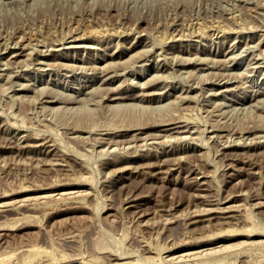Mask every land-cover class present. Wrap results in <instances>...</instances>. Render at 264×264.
Listing matches in <instances>:
<instances>
[{"label":"rangeland","instance_id":"1","mask_svg":"<svg viewBox=\"0 0 264 264\" xmlns=\"http://www.w3.org/2000/svg\"><path fill=\"white\" fill-rule=\"evenodd\" d=\"M0 1H1L0 2V13H1V15H3L0 18V26H1L0 27V33H1L0 34V51H2V53L0 52V75H3V77L0 76V124H1L0 125V141L2 139V142H0V212H1V214H0V226L3 225V226H1L2 228L0 227V229H1L0 230V264H233L235 261L236 262L234 264H239V263L240 264H264V163H263L264 158L262 160L260 159V157L261 158L263 157L262 152L264 150V146H263L264 144H262V143H264V141H262V139L264 140V135L261 136V133L264 134V129H263L264 126L262 125V124H264V115L260 114V113L263 114V111H264V98H263L264 95H261V94H264L263 93L264 92V89H263L264 88V73H262V72H264V71H262V70H264V64H263L264 61H262V60H264V36H263L264 35V33H263L264 32V0H139V1L138 0H127V1H129L128 2L129 5L126 4L125 6L129 7V8L127 7L128 10L126 7H124V3H123L124 0H123V2L121 0H119V1L118 0H110V2H109V0H105V2L107 3L106 5L104 4L105 2L103 3L105 6L101 5L104 0H101V1L100 0H86V2H88V3H86L85 0H80V1L79 0H29V1L28 0H25V1L24 0H20V1L15 0V2H17V3L13 2L14 0H12V2H11L12 4L9 2V0H5L8 5L5 3V1H2V0H0ZM21 1H22V3H23V1L26 3V4L25 3L22 4L23 7H20ZM81 1L82 2L84 1L83 4ZM96 1H98L99 6H98V3ZM112 1H114V3ZM127 1H126V3H127ZM131 1H132V3H131ZM92 2H94V3H92ZM112 3L114 5L116 4L115 5L116 8L113 5H111ZM118 3H120L121 6ZM135 3H138L137 6L140 5V6H138L139 8L135 7L136 6ZM15 4H16V6L14 7L13 5H15ZM93 4H96L97 6L96 7H95V5L92 6ZM108 4L112 6V7L110 6L111 9L112 8H114V9L111 10L110 8H108L109 7ZM82 5L85 6V10H84ZM100 5L103 7L102 10L100 9L101 8ZM133 5H135V6H133ZM12 6L14 7L13 10L11 9ZM79 6H80V8H79ZM81 6H82V10H80ZM106 6H107V8L104 9V7H106ZM130 6H131V8L132 7L137 8V10L135 8H134V10H136V11H134L133 8L130 9ZM6 7H8V9H6ZM86 7L87 8L90 7V8L86 9ZM93 7H94V10H92V11H94V12L91 11V9H93ZM140 7H141V9H142V7H144L142 9L143 11L140 10ZM119 8L124 9L125 12H124V10L120 11L122 9H119ZM8 10H9V12H8ZM95 10H97V12ZM129 10H131V11H129ZM11 11L12 12L15 11L14 14L11 13ZM89 11H90V15H89ZM105 11H107V13ZM116 11H118V12H116ZM119 11L121 13H119ZM128 11L130 12V16H129ZM102 12H104V13H102ZM113 12L118 13V14L116 15ZM126 12L128 15L123 14ZM141 12H143V13H141ZM85 13H88V14L86 15ZM109 13L110 14L113 13L111 16V19L109 17L110 16ZM91 14H92V18L94 16L98 17L99 15H100V17H98V18L95 17L92 19V18H90ZM106 14H107V16H106ZM140 14H141V16L139 17ZM142 14H144V15H142ZM4 15H5V17H4ZM113 15H115V16H113ZM121 15H122V17H121ZM86 16H88V17H86ZM104 16L106 17V19ZM116 16H117V18H116ZM125 16L127 19L125 18ZM142 16H144L145 19ZM232 16H234V18ZM137 17H139V20L137 19ZM101 19H103V21H100ZM115 19L116 20L121 19L120 21L125 19L126 21L123 20L122 21L123 24L120 21L117 22V24L119 25V26H117V24L115 23L116 22ZM131 19L135 20V21L137 20L139 23L137 21L131 22ZM140 19H141V21H140ZM95 20H96V22H95ZM109 20H110V22H109ZM91 21H93V23ZM97 23L99 26H97ZM71 24H73L72 27H71ZM77 24L79 25L80 29L84 30V32L80 29H78L79 30L78 31L77 28H75V25H76V27H78ZM89 24H91V25H89ZM106 24H109L110 26L106 25ZM112 24H114L116 26V29H114L115 26ZM216 24H218V25H216ZM126 25L129 26L130 29H129V27L127 28ZM132 25L134 26L135 29L132 27ZM219 25H220V28L218 27ZM62 26H64V27L62 28ZM67 26L70 29L71 28L72 29L75 28V29L72 31V29L70 30L69 28H67ZM94 26L98 29H96V28L93 29ZM103 26H106V27L104 28ZM107 26H108V29L106 31L105 29L107 28ZM123 26H124V28H123ZM83 27H85V28H83ZM119 27L120 28L122 27L121 30H119L120 29ZM91 28H92V30H91ZM100 28H102V29H100ZM155 28H157L158 30H156ZM216 28H217V31H216ZM226 28L228 30H225ZM229 28L231 30H229ZM236 28H237V30H235ZM89 29L92 31V33H90L91 31ZM109 29H111V30H109ZM117 29L119 30L120 36L116 35L118 33ZM122 29H124L125 31ZM223 29L225 30V32ZM232 29L235 30L234 31L235 33L232 32L233 31ZM15 30H17V31H15ZM21 30L23 32H21ZM63 30H65L66 32H68V31L69 32L71 31V32H70V34H68V33L66 34L65 31L63 32ZM93 30L95 31L94 34H93V32H94ZM126 30H128V31L130 30V32H128V31L126 32ZM213 30H214V33L211 34L213 32ZM6 31H8V32L6 33ZM11 31L13 32V34L11 33ZM27 31H31V32H27ZM74 31H76V32H74ZM110 31H112V33H110ZM114 31H116L115 32L116 34L114 33ZM121 31H123L124 33L123 32L121 33ZM142 31H145V32L147 31L150 35L147 32L145 33ZM14 32L15 33L17 32L18 34L17 33L15 34ZM19 32L23 33L24 37ZM26 32L29 34H27ZM35 32H36V35L38 37L36 35H34ZM73 32H74V35L72 34ZM87 32H89L90 35L88 33L87 38H85L86 37L85 35L87 34ZM125 32H126V34H125ZM136 32L140 36H136V34H137ZM139 32H141L142 34ZM156 32H157V34H156ZM158 32L160 34H163L162 37ZM169 32H171V33H169ZM175 32L178 33V35H180V36L175 34ZM229 32H230L231 36H230ZM104 33H105V35H103ZM32 34L35 38L32 36ZM65 34H66V36H64ZM113 34H115V35H113ZM151 34L152 35L154 34V35L152 36ZM158 34L160 36H157ZM167 34H168L169 38H167V36H166ZM181 34H183V36ZM220 34H222V35H220ZM258 34H259V36H258ZM9 35H11V36H9ZM15 35H17V36H15ZM20 35L22 36V38H24L23 40H22V38H20L21 37ZM30 35L32 36L33 39H31ZM61 35L63 37H61ZM70 35H71V37H70ZM93 35H95V36H93ZM96 35H98V36L100 35V37H98V36L96 37ZM106 35H108V36H106ZM236 35H239V36H236ZM248 35H250L249 38L247 37ZM91 36H93V37H91ZM132 36L134 37V40L135 39H137V40L136 41L133 40V42H132L131 41V39H133ZM142 36H144V37H142ZM163 36L165 37L164 38L165 40H161V39H163ZM198 36L199 37L201 36V37L199 38ZM234 36H235L234 39H236L237 41L236 40L233 41ZM28 37L31 40H29ZM60 37H61V39H60ZM76 37H77L76 42H70L72 38H76ZM88 37H89V39H88ZM106 37H108L109 39ZM118 37H120V38H118ZM160 37H161V39H160ZM182 37L184 39H182ZM227 37H229V38H227ZM258 37H259V39L260 38L261 39L259 40ZM4 38L6 40L7 39H9V40L6 41V40H4ZM11 38L13 40L14 39H16L17 41L19 40V41H21V43L19 41L16 42V40L13 41ZM98 38H99V40H98ZM100 38H101V40H100ZM117 38L120 40H118ZM144 38H146V39L148 38V39H150V41L148 39H147L148 40L147 41ZM166 38L169 40L167 41ZM37 39L39 41H37ZM41 39L42 40L44 39V40L42 41ZM64 39H65V41H63ZM154 39H155V41H159V42L151 43V41ZM156 39H158V40H156ZM177 39L179 41L181 39L182 40L179 43V41ZM193 39H195V40H193ZM205 39H207V40H205ZM225 39H226V41H223V43H222L221 41L225 40ZM229 39H231L232 41ZM245 39L247 40V42ZM35 40L37 42V45H39V43H40L39 46L36 45V42H34ZM52 40H54V41H52ZM66 40H67V42H66ZM90 40L91 41L94 40V42L93 41L91 42ZM96 40H98V41H96ZM125 40L127 42H125ZM160 40H161V42H160ZM256 40L259 42H257ZM4 41H6L5 45H3ZM10 41H12V42L10 43ZM27 41H28V43H27ZM41 41L43 42L42 44H44V45H41ZM49 41H50V44H49ZM100 41H101V43H100ZM109 41H111V42H109ZM117 41L119 43H117ZM163 41H165V42H163ZM254 41L257 43L255 44ZM15 42L18 43L17 44L18 46L15 44ZM33 42H34V44H33ZM52 42L54 43V45ZM104 42H105V44H104ZM162 42H163V44H162ZM177 42H178V44H177ZM187 42H190L192 44L187 43ZM207 42H209V43H207ZM231 42H233V43H231ZM22 43H23V45H22ZM77 43H78V46L76 45ZM89 43L90 44L93 43V44H91L92 46H90ZM94 43H95V45H94ZM133 43H134V45H133ZM147 43H148V45H147ZM157 43L160 45L162 44V45L160 46ZM202 43H204V44H202ZM212 43H213V45H212ZM253 43H254V45H253ZM12 44L14 46H12ZM26 44L27 45L31 44V45L27 46ZM73 44H74L75 48H74V46H72ZM79 44L80 45L82 44L84 46H82V45L80 46ZM86 44H88V45L86 46ZM149 44H151V45H149ZM183 44L184 45L187 44L191 48H188L187 45L184 46ZM206 44H209V45H206ZM228 44H231V45L233 44L232 46H234V47L231 46L232 47V49H231V47ZM235 44H237V45H235ZM239 44H241V45H239ZM244 44H246L249 47V49L247 51H249L250 49H252V50H250V52H247L246 51L247 48L245 49V47H247V46L246 45L244 46ZM15 45H16V47H15ZM48 45H49V47H48ZM50 45L53 46L54 48L51 47V49L49 50ZM60 45H61V47H60ZM63 45H66V46L62 47ZM102 45H103V47H102ZM128 45H129V47L130 46L131 47L129 48ZM173 45H174V47L171 48V46H173ZM204 45H205V48H204ZM214 45L217 46V48ZM249 45L251 47L253 45V48H250ZM3 46H5L6 49ZM22 46H24L27 49H25ZM32 46L35 47V50ZM94 46H96V47H94ZM123 46H127V47L124 48ZM147 46H149V47L151 46L150 49H153L154 47L155 48L153 50H149L148 49L149 47H147ZM152 46H153V48H152ZM165 46H166V48H165ZM212 46L215 48H213ZM255 46H256V49L254 48ZM44 47L46 48V50L44 49ZM98 47L102 48L103 50H101L100 48L98 50ZM108 47H109V49H108ZM116 47L117 48L119 47V49L117 50ZM141 47L142 48L145 47L144 49H146L147 51L149 50V52H146V50L142 49ZM159 47L161 50L159 49ZM207 47H208V49H207ZM38 48L39 49L41 48L40 51L42 54L40 53ZM42 48L44 50H42ZM55 48H57V50H55ZM131 48H132V50H131ZM182 48H184V50ZM187 48L189 50L191 49L190 51H192V52H190ZM211 48H212V50H211ZM218 48L220 49L219 51L217 50ZM225 48L229 49V50H227L228 52L225 50ZM17 49H18V51H17ZM29 49L33 50L32 53H31V51L29 52ZM94 49H95V51H94ZM104 49H106V50H104ZM136 49L138 52L137 51L135 52ZM138 49H140V50H138ZM194 49L196 51H194ZM198 49H200V50L198 51ZM242 49H243V51H242ZM67 50H70V51H67ZM96 50H97V52H96ZM113 50L115 51V53L111 52ZM142 50L144 52H142ZM173 50L175 53L173 52ZM177 50H178V53H176ZM205 50H206V52H205ZM244 50H245V52H244ZM254 50H256V51H254ZM23 51H25V52L23 53ZM47 51H48V53L46 54ZM57 51L59 52V54ZM157 51H159V52H157ZM193 51H194V53H193ZM208 51H210V53L211 52L212 53L209 54ZM220 51H222V53ZM26 52L27 53L29 52V53L27 54ZM52 52L55 53V55ZM95 52H96V54H95ZM110 52H111L112 56H111ZM141 52L143 54L145 53V56ZM163 52H164V55H163ZM223 52L224 53L227 52L226 53L227 55L225 54L226 56L225 55L223 56V54H224ZM252 52L256 53V54H251ZM11 53L13 54L12 57H11V55H12ZM87 53L91 56L87 55ZM100 53H101V55H98ZM116 53H118V54H116ZM138 53H139V55H137ZM140 53H141V55H140ZM148 53L152 54L153 60L151 58L152 56ZM158 53H159V55H158ZM192 53L195 54V56H199V58L202 62L200 61V63H199V58L196 59V57H194V55ZM199 53H201V54H199ZM202 53H203V55H202ZM246 53H247V55H246ZM38 54L40 57L38 56ZM56 54H57V57H56ZM78 54H80L79 55L80 57L78 56ZM131 54H133V55H131ZM154 54H157V55H154ZM174 54H175V56H174ZM176 54H178V57L180 54H182V57H183V55L186 54L185 55L186 58L190 57L189 59H191L192 58L191 56H193V59H191V60L187 59L189 61L187 64V62H186L187 60L184 58L185 56L183 57V59H182L181 55H180L181 58L180 57L177 58ZM206 54H208V55H206ZM231 54L234 57L236 55L237 56L236 59L234 57H232ZM82 55L85 58H83ZM129 55L131 56V59L134 56L133 60L129 59L131 62H133V64L127 60L128 58H130ZM161 55H162V57H161ZM7 56L8 57L10 56V57L7 59L6 58ZM26 56H31V57L28 58ZM58 56L60 59L58 58ZM61 56H62V58H61ZM73 56H74V58H73ZM121 56H123V57H121ZM136 56L137 57L140 56V57H138L139 60L137 59ZM143 56H144V58H143ZM164 56H166V57L170 56V58L168 57L166 59V57H164ZM203 56L207 57V61H204L206 58ZM208 56H210V59H208ZM227 56H228L229 60L231 59L230 60L231 64H230V61H227V59H225V58H227ZM250 56H253V57L251 58ZM258 56H259V58H258ZM18 57L20 58L21 61L26 60L27 62H20ZM90 57H92V58H90ZM113 57L115 59H113ZM173 57H174V60H176L175 57L178 60L174 62L173 59H171ZM4 58H6V59H4ZM22 58H24V59L22 60ZM154 58H155V60L158 59V61L156 60L157 61L156 62L154 60ZM161 58H162V60H161ZM219 58H221V60ZM240 58L244 61V63ZM15 59L17 61L19 60V62H17ZM89 59L91 61H89ZM108 59L113 60V61L110 62ZM116 59L117 60L120 59V64L117 62ZM136 59H137V61H136ZM179 59H181V61H179ZM194 59H196V60H194ZM213 59H215L217 62H219V64L221 66L219 64H216L217 62L213 63V62H215ZM232 59H233V61H232ZM253 59H255V60H253ZM7 60H9L10 62L11 61L13 62V60H14L18 64L13 62V64H14L13 65L12 62L8 63ZM32 60L34 61V63ZM39 60H40V63H39ZM48 60L50 61V65L49 64L47 65V63H49ZM59 60L61 61V63L59 62ZM124 60H127V62H129V63H127L126 61L124 62ZM150 60H151V63H150ZM182 60L184 61V65L178 64V63H183ZM210 60L211 61L213 60V61L211 62ZM219 60L220 61L223 60L222 62H225V61H227V62L222 63ZM248 60H250L251 64H249L250 62ZM257 60L261 61V63ZM35 61H36V63H35ZM41 61H42V64H44V63L45 64L42 65ZM87 61L91 62V63H88ZM121 61H123L124 64L128 65V66L124 67L125 65ZM142 61H144L145 63L143 62L144 63L143 64ZM154 61H155V63H154ZM164 61L166 62V65H165ZM51 62H52L53 67L51 66ZM83 62H85V63H83ZM115 62H117V63H115ZM135 62L136 63L138 62V63L136 64ZM191 62H193V63H191ZM207 62L209 64L212 63V64H210L211 66H209V64ZM232 62H233V64H232ZM25 63H29V64H31V66L29 64L25 65ZM63 63H65V64L62 65ZM104 63H106L105 65H107L108 63H111L110 64L111 66L110 65H108V66L112 67V68L109 70L108 66L104 65L105 66L104 67L103 66ZM113 63H114V65H112ZM134 63H135V65H134ZM246 63L250 67L252 65H255V66L250 68V67H248V65H245ZM252 63H254V64H252ZM256 63H258V64H256ZM6 64H8V65H6ZM9 64H10V67H9ZM15 64H17L18 66H16ZM57 64L60 65L61 68ZM80 64H81V66H80ZM94 64H95V66H94ZM129 64H130V66H129ZM159 64H160V66H159ZM170 64L171 65L174 64V65L170 66ZM236 64H238V65H236ZM260 64H261V66H260ZM22 65H23V68L26 66L28 69L27 68H25V69L20 68V66L22 67ZM37 65H38V67H36ZM83 65L85 66L84 67L85 70L82 69ZM91 65L93 66V68ZM120 65H121V67H120ZM133 65L136 67H132ZM192 65L194 67H191ZM216 65H218V66H216ZM43 66L46 68H42ZM62 66L66 67V69ZM76 66H77V68H76ZM100 66H103V67H100ZM166 66H168V67H166ZM201 66L205 67L206 69H203ZM8 67L12 70H10ZM39 67H41V69ZM55 67H56V69H55ZM67 67L70 68L69 69L70 71L68 70ZM78 67L79 68L82 67V68L79 69ZM119 67L121 68V70ZM157 67H158V69H157ZM182 67L184 68V70ZM198 67H200L201 69ZM246 67H248L249 69L247 70ZM17 68L20 71H19V73L16 74L15 71L18 72V70H16ZM38 68L40 71L37 70ZM73 68H75L76 70ZM94 68L97 71H99V70L100 71L97 72V71H95ZM103 68H104V70H103L104 72L101 70ZM124 68H126L127 70ZM165 68H167L168 71ZM181 68H182V70H181ZM195 68H198V69H195ZM210 68H211V71H209ZM257 68H258V70H257ZM261 68H262V70H261ZM90 69H91V72H90ZM117 69H118V73L116 71ZM122 69H123V71H122ZM131 69H132V71H131ZM162 69H165V70L162 71ZM252 69L253 70L255 69V70L253 71ZM105 70L106 71L108 70L106 72L107 74L105 73ZM186 70H188V71H186ZM202 70H204L206 73L208 71V74H206ZM216 70H218V72H214ZM219 70L220 71L222 70V71L220 72ZM225 70L227 71L226 72L227 74H225ZM228 70H229V72H228ZM256 70H257V72H256ZM53 71H55V73ZM56 71L58 73H56ZM111 71H113L114 73H117V74H114ZM119 71H121V73L123 72L125 74H123V73L121 74ZM259 71H261L262 74ZM1 72H3V74ZM12 72L15 73L16 75L10 74ZM66 72L69 75L70 74L71 75L69 76ZM86 72H88V73H86ZM161 72H162L163 76L161 75ZM211 72H213V73H211ZM219 72H220V74H219ZM222 72H224V74L226 76L223 75L224 76L223 77L221 75ZM4 73L6 75H4ZM35 73H36V77H39V78L35 77ZM93 73H94V76H93ZM152 73H154L153 77L151 76ZM155 73H160V75L155 74ZM164 73H165V75H164ZM215 73H217V74L215 75ZM40 74H41V77H40ZM56 74H57V76H56ZM100 74H102L103 77L106 76V77H104L105 80L103 79V77H101ZM232 74H234V75H232ZM11 75H12V78H10ZM96 75L98 77H96ZM108 75L110 78L108 77ZM214 75H215V77H214ZM231 75H232V77L228 78ZM4 76L5 77L7 76L6 78H8L9 80L6 79ZM27 76H29L30 78ZM154 76L155 77L157 76L158 80L154 79L155 78ZM159 76H162L161 77L162 80ZM26 77H27V79H25ZM91 77H93V78H91ZM151 77L153 78V80H151ZM208 77H209V79H208ZM216 77H217V79H216ZM233 77L235 79H233ZM164 78H165V80H164ZM205 78L208 80H206ZM212 78L213 79L215 78V79L213 80ZM219 78H221L220 81L218 80ZM225 78H226V80H225L226 82L223 80ZM4 79H6V80L4 81ZM58 79L59 80L61 79V81L58 82L59 81ZM91 79H92V81H91ZM7 80H8V82H7ZM46 80H48L49 82ZM110 80H112V81H110ZM130 80H132V81H130ZM148 80L151 83L150 87L147 86L149 84L145 85V83H149ZM155 80L157 82L153 83ZM203 80L206 82H204ZM217 80L219 81L218 83H217ZM221 80H223V81H221ZM229 80H231V81H229ZM9 81L12 83H9ZM120 81H121V84H120ZM133 81H135V83ZM142 81H144V82L146 81V82L144 83ZM191 81L192 82L194 81V82L192 83ZM207 81H210V82H207ZM13 82H14V84H13ZM28 82H29V84H28ZM100 82H103V83H100ZM136 82H138V83H136ZM140 82L142 84H140ZM190 82H191V84H190ZM203 82H204V84H202ZM227 82L229 83V85ZM25 83L30 85V87L27 86V84L25 85ZM59 83H60V85H59ZM87 83H89L90 85ZM98 83H100L99 85H102L103 88L104 87L106 88L107 86L109 87V85H110L112 87L114 86L113 89H115V88H117V89L113 90V89H110V87H109V88H106L107 90L104 88L105 89L104 90L103 88H101V86L98 85ZM61 84H62V86H61ZM118 84H120L122 87H124V88L126 87V88L124 89L121 86H119ZM135 84H137V87H135ZM138 84H140V85L144 84L145 88H144V86L141 87L139 85L141 87V89H143V90H140V87L138 86ZM184 84H185V86H184ZM192 84H193V86H192ZM198 84H200V85H198ZM93 85H94V89L92 88ZM86 86H87V88H86ZM89 86H91V87H89ZM173 86H174V88H173ZM201 86L202 87L204 86L205 88L204 87L202 88ZM224 86H226V87H224ZM252 86H254V87H252ZM26 87H28V88L26 89ZM171 87L173 89H171ZM194 87H195V90H194ZM228 87H230L229 91H228ZM29 88H31V89H29ZM52 88L54 89V91L57 90V92H54ZM91 88H92V90H91ZM118 88H119V90H118ZM199 88L201 90L202 89L203 90L201 91ZM219 88L221 89L222 94H221V91H219L220 90ZM224 88H227V89H224ZM78 89H81V90H78ZM184 89H185V91H182ZM187 89H189V90H187ZM211 89L212 90L214 89V91H212ZM256 89L259 91H257ZM43 90L49 91L50 94H48V95H50V96L45 94L48 92H46V91L44 92ZM59 90H61L60 92H62V93H60ZM85 90H89V91H86L87 94L89 93L88 96L90 95L89 100L92 102H95V103H92L89 100L87 101V99H86L87 95H86V93H83V92H85ZM94 90H96L97 92ZM98 90H101V91L98 92ZM122 90H123V92H122ZM127 90H129V91L127 92ZM161 90L162 91L165 90V91H163V93H162ZM41 91L45 95L42 94V96H40L41 95L40 93H42ZM75 91L78 93L77 95H81V96L79 97V96L75 95L76 94ZM90 91L94 95L90 94ZM113 91L116 93L113 94ZM139 91H141V92L143 91L142 94ZM146 91H148V92H146ZM152 91H155V92H152ZM216 91H218V92H216ZM130 92H132V93L130 94ZM157 92H159L161 94H159ZM188 92H189V94H188ZM212 92H214L215 94ZM254 92L255 93L257 92L258 94L257 93L254 94ZM51 93L54 94L53 97L51 96L52 95ZM66 93L68 95L67 99H69V96L71 94L75 95V96L71 95L72 97H70L71 101L69 100L70 101V102L68 101L69 103L65 99L67 97ZM96 93L99 95L98 97H97ZM138 93L141 94L140 95L141 97L139 96ZM143 93H144V95H143ZM175 93H176V95L178 94V97H176ZM218 93H219V95H217ZM27 94H28V96H27ZM55 94L58 95V99H59V97L63 98L64 95H66V97L63 98L64 100L61 99L64 102H62L60 99L58 100L56 98ZM61 94L62 95L64 94L63 97L61 96ZM82 94L84 95V97ZM104 94L107 97L106 96L104 97ZM121 94L122 95L123 94L124 95L129 94L130 96L132 95V98L131 99L130 98H123L122 99L119 97V96H121ZM135 94H138V96ZM169 94H171V95H169ZM179 94H182V96L186 95L185 96L186 98L184 97L182 99L181 95H179ZM193 94H195L194 95L195 97L193 96ZM208 94H209V97H207ZM248 94L249 95L251 94V95L248 97ZM19 95L22 97H19ZM111 95H114V96H111ZM164 95H165V97H164ZM187 95H189L190 97H187ZM192 96H193V98H195V99H193L194 101L192 100ZM73 97H75V99ZM99 97H100L99 100L102 102V104H101V102L99 103V101H98ZM206 97L210 100H208ZM217 97H219V98H217ZM245 97H247V98H245ZM42 98H43V100H42ZM83 98H84V100H83ZM159 98H160V100H159ZM166 98H168V99H166ZM171 98L174 99L173 101H177V103H179V101H180L179 105L176 102H173V104H172ZM175 98H177V99H175ZM178 98H179V100H178ZM189 98H191V99H189ZM78 99H80V100H78ZM85 99H86V101H85ZM124 99H126V100H124ZM150 99L152 100V102ZM153 99L154 100L156 99L155 100L156 102ZM256 99L259 101L257 102ZM41 100L43 101V103ZM48 100L51 102H49V103L46 102ZM53 100H54V102H53ZM57 100H58V102H57ZM94 100H96V101H94ZM118 100H119V102H118L119 104L117 103ZM140 100L143 102L142 105L137 103V102L142 103ZM168 100H171V101H168ZM184 100H187V101H184ZM195 100H197L198 102H196ZM204 100H205V102H204ZM211 100H212V103H211ZM233 100L234 101L236 100V101L234 102ZM97 101H98V103H97ZM159 101H160V103H159ZM254 101L256 104H258L257 106H255V103L254 104L250 103V102H254ZM167 102H169V103H167ZM181 102H183V103H181ZM209 102L211 104H209ZM54 103L56 106L54 105ZM57 103H58V105H57ZM105 103H106V105H105ZM107 103H109V104L114 103V108L116 110L112 107L113 105L112 106L107 105ZM122 103H123V105H122ZM165 103H167V104H165ZM174 103H175V105H174ZM248 103H249V105H248ZM100 104L102 106L104 104V106L101 107ZM127 104L129 105V107ZM145 104L150 106V108ZM156 104H158V106L162 105V107H159L161 110H159L158 112L155 111V114H154L153 113L154 110H157V107H158ZM215 104H217V106H214ZM42 105L44 107H46V105H47V107L44 109V107ZM53 105H54V108L56 107L55 108L56 111L53 108ZM67 105L69 108L72 106L71 110H69V108H67ZM133 105H136V107H137V105H141V106H138L139 107V109H138V108L134 107ZM144 105H145V107H144ZM176 105L179 107L182 105V107H180L181 109L179 107L177 109ZM259 105L261 107H259ZM48 106H50V107H48ZM59 106H61V109H59L60 108ZM107 106H109L110 108L112 107V108L110 109ZM116 106L118 108H116ZM121 106H124L125 108L121 107ZM167 106H168V108H167ZM173 106H174V108L176 106V108H175L176 110L173 108ZM57 107H59L58 110H57ZM133 107L135 110L133 109ZM140 107H141V110H143L142 112L140 110ZM153 107H156V109H154ZM204 107L206 108V110ZM211 107H212V109H211ZM214 107H216V108H214ZM49 108H51V110ZM128 108H129V110H128ZM130 108H131V110H130ZM203 108H204L205 112L203 111ZM251 108H253L252 109L253 111L250 110ZM255 108H257V110ZM136 109H138V110H136ZM214 109L217 113L214 112ZM151 110H152V112H151ZM254 110L257 112H255ZM144 111H145V114H144ZM207 111H210L211 114H209V112H207ZM218 111H219V113H218ZM147 112H149V113H147ZM183 112H185V113H183ZM174 113H176V114H174ZM179 113H180V115H179ZM212 113L213 114L215 113V114L213 115ZM220 113H221V115H220ZM256 113L258 116L255 115ZM153 114H154V116H153ZM167 114H168V116H166ZM170 114L173 115V116H170V118H172V117L175 118L176 116H174V115H178L179 117L177 116L178 118L176 117L175 119H173V118L169 119ZM185 114H189V115L185 116ZM183 115L185 117H187L186 121L190 118L192 121L188 120L187 121L188 123H187L186 121H184L185 118H184V120H182ZM151 116L154 117L155 119L154 118L151 119L150 118ZM156 116H157V118H156ZM162 116L164 118L160 119V117H162ZM165 116L168 118H165ZM220 116H221V118H220ZM196 117L199 118V120ZM218 117L220 118V120L218 119ZM260 117H262L263 119H260ZM92 118H94L95 120ZM256 118L259 121L256 120ZM89 119H90V121H89ZM158 119H160V121H158ZM177 119H179V120H177ZM71 120H74L73 123ZM161 120L163 123L161 122ZM164 120L166 122H164ZM170 120H171V122H169ZM260 120L261 121L263 120L262 124H261ZM91 121L94 123L96 121L97 122L95 124L94 123L92 124ZM140 121H143L142 125H139V124H141ZM149 121H152V122H149ZM173 121H174V123H173ZM69 122H71V124ZM77 122H80V124L82 122V127H83L84 123L88 124L89 126L85 125L84 127L85 128L87 127L85 130L84 127L82 128L81 125ZM89 122L92 125H90ZM123 122H125V123H123ZM129 122L131 125L129 124ZM134 122H135V124H134ZM156 122H158L159 124L158 123H157L158 125L155 124ZM191 122L192 123L194 122L196 125L193 123V125H194L193 126ZM255 122L258 124H256ZM75 123H77V125L79 124L80 126L78 127ZM120 123L124 124L125 126L124 125L122 126V124H120ZM132 123L134 124V126L132 125ZM136 123L138 125H136ZM151 123L155 124L156 127L154 125L151 127ZM177 123H178V125L175 126ZM199 123L201 126L199 125ZM143 124L146 125L148 128L145 127ZM209 124H210V126H209ZM65 125H69V127L66 126V128H65ZM97 125H99L98 128L97 127L95 128V126H97ZM129 125L132 126V128ZM148 125H150V126H148ZM167 125H168V127H167ZM187 125L188 126L190 125V127H188ZM197 125L201 128V132L203 134L199 131L200 128ZM257 125L260 128V130L258 128H256ZM73 126H74V128H73ZM91 126H92V128L94 127L93 131H95L96 129L97 130L95 132H93ZM108 126H110V127H108ZM113 126H115L114 129L118 126L119 129L122 127L123 130L122 129L119 130L118 128H116L115 131H113L114 130ZM127 126L129 129L126 128ZM172 126H173V128H172ZM191 126H192V128H191ZM204 126H206L207 129ZM211 126H212V128H211ZM248 126L250 127V129H248ZM253 126L255 127V129ZM71 127L73 130L71 129ZM76 127H77V129H76ZM80 127H81V129H78ZM143 127H145V128H143ZM187 127H188V129H187ZM203 127H204V129H203ZM214 127L215 128L220 127V128H218L219 130L217 128L214 130ZM261 127H263V128H261ZM109 128H111L113 130H111ZM167 128H169V129L166 130ZM177 128L179 129V131ZM221 128H223V129L221 130ZM238 128H239V130H241V128H243L244 130L242 129L243 131L242 130L239 131ZM151 129H153L154 131ZM161 129L163 130V132ZM191 129H194V132L188 131ZM205 129H206V131H205ZM256 129H257V131H256ZM176 130L178 132L177 134H176ZM226 130L228 131V133ZM233 130H235V131H233ZM251 130H253V131H251ZM167 131L170 134H168ZM181 131H183V132H181ZM236 131H238V132H236ZM113 132H114V134H113ZM134 132H136V134ZM139 132H140V134H139ZM153 132H155V134L157 132H159L160 134L157 133L159 135H157V134L155 135ZM233 132H235V133H233ZM244 132H245V134H244ZM253 132H254V134H253ZM26 133H27V135H25ZM107 133H108V135H107ZM161 133H162V137L160 136ZM165 133H167V134H165ZM215 133H218V135H220L219 136L220 138L218 136H217V138L214 137ZM223 133H225V134H223ZM229 133H231V134L229 135ZM240 133H242V134H240ZM21 134H22V136H21ZM41 134L46 135V136L44 137L42 135L43 136L42 137ZM88 134H91V136L90 135L87 136ZM131 134H133V135H131ZM145 134H147V136ZM186 134L188 136H190V139H189V137L184 138ZM190 134H192V135H190ZM97 135H98V137H96ZM135 135L138 138L134 137ZM178 135L181 137L184 136L183 138L185 140L181 137H178ZM201 135H202V137H201ZM221 135H222V137H221ZM226 135H228L230 138ZM233 135L236 137H234ZM244 135H245V138H244ZM258 135H260V137H262V139H260V137ZM15 136H16V138H15ZM100 136H102V137H100ZM140 136H142V138H139ZM172 136L175 137L176 140ZM254 136H255V141H253V142L254 143L256 142L257 146H256V144H253V142H252V140H254ZM256 136L259 139L256 138ZM106 137H107V140L110 138L109 139L110 142H109V140L106 141V139H105ZM132 137H134V138H132ZM168 137L170 139H168ZM191 137H193L195 139L193 140ZM203 137L205 140L206 139L208 140V143H207V140L204 141ZM206 137H208V138H206ZM212 137H213V139H212ZM226 137H227V139L229 138L228 139L229 141L227 139L223 140ZM49 138H51V141L53 143L50 141ZM113 138H114V140H112L113 141V143H112L111 139H113ZM146 138H147V140H146ZM162 138H163V141L164 140H166V141L163 142ZM164 138H166V139H164ZM177 138H178V141H177ZM218 138H219V140L217 142ZM231 138H232V140H234V139L237 140V142L239 141V138H240V142H238L239 144L238 145L234 144V141L230 140ZM248 138H250V139H248ZM90 139H91V141H89ZM115 139H116V141H115ZM133 139H135V140H133ZM137 139H140V140H137ZM158 139H160L159 140L160 144L157 141ZM173 139H174V142H176V143L173 142ZM179 139L181 141H179ZM220 139H221V141H220ZM19 140H20V142H18ZM98 140H99V143H98ZM103 140L106 142L104 143ZM196 140H198V141H196ZM6 141L8 142L9 145L6 144L7 143ZM33 141H35V142H33ZM37 141L38 142L42 141L43 143L42 142L38 143ZM148 141H150L151 143ZM153 141H155V142H153ZM161 141H162L163 145H161L162 144ZM168 141L170 143H168ZM182 141H184V142H182ZM226 141H227V143H226ZM10 142L13 143V146L16 145L15 146L16 149L12 146V144ZM55 142H56V144H55ZM102 142H103V144H102ZM117 142H119V145H117L118 144ZM129 142H130V144L132 143L130 145L131 147L129 145H127V144H129ZM134 142L139 144L137 146L135 145L136 143L134 144L136 148L134 146H132ZM146 142H148L149 145H147L148 143L146 144ZM177 142L178 143L180 142V143L178 144ZM201 142H203L204 144H207V146L205 147V145ZM219 142H220V144H219ZM223 142H225L226 144L225 143L223 144ZM245 142H247V143H245ZM1 143H2V145H1ZM4 143H5V145H4ZM19 143L20 144L22 143V144L20 145ZM35 143L39 144V145L41 144L42 146L40 145L38 147V145H36ZM122 143L124 145H122ZM228 143H230V145H228L226 147V145ZM29 144H32L33 147L36 146L37 148H33L31 145L29 146ZM44 144H46V145H44ZM54 144H55V146H54ZM106 144L108 145V147H105ZM120 144L124 147L123 149L126 150L125 152L122 149V147L120 148V146H121ZM144 144H145V146H144ZM165 144H167V145H165ZM168 144H169V146H168ZM208 144H209V147L211 146L210 148L208 147ZM222 144H223V147H222ZM243 144H246V145H243ZM6 145H8V146H6ZM22 145L23 146L26 145L27 149H26V146H24V148H23ZM92 145H94V146H92ZM112 145H115V148H112L113 147ZM116 145H117V148H116ZM178 145H180V146L178 147ZM5 146H6V148H5ZM50 146L53 148H51ZM125 146H126V149H125ZM138 146H140L141 148ZM143 146H144L145 150L143 149ZM162 146H163V150H162ZM220 146H221V148H220ZM224 146H225V148H224ZM252 146H253V148H252ZM17 147L19 150L21 149V154H20V151L17 149ZM48 147L51 148V150ZM181 147H183V149ZM192 147H194L195 149ZM238 147H239V149H238ZM255 147H256V149H254ZM11 148H12V150H11ZM56 148H57L58 152L56 151ZM104 148L107 149V151ZM134 148L137 150H135ZM172 148H173V151H172ZM111 149H113V151ZM115 149H117L118 152ZM151 149L154 151H152ZM156 149H158L159 151ZM175 149H177V150H175ZM39 150H41V151H39ZM59 150H61L63 152L62 153L60 152L61 153L60 154ZM108 150L110 151V153ZM139 150H140V152H139ZM167 150L169 152H167ZM244 150H245V152L246 151H248V152L245 153ZM55 151L57 153H55ZM104 151H105V153H103ZM120 151L121 152L123 151L122 154ZM259 151H261L260 152L261 154H259L258 155L259 157H258L256 153H259ZM41 152H46L48 155L47 154L45 155V153H41ZM174 152H176V154ZM224 152L225 153L227 152L226 155ZM236 152L237 153L239 152L240 155H239V153L236 155L235 154ZM242 152L245 153V156L247 158L245 156L243 157L244 154H241ZM40 153L43 155L41 162H40V158L42 157V155ZM108 153L111 155H109ZM123 153H125V154H123ZM144 153L147 155L148 158L146 157V155ZM150 153H152L153 155ZM159 153H160V155H159ZM168 153H169V155H168ZM134 154H137V155H134ZM157 154L159 155V157H156V156H158ZM180 154L182 155V157H180L181 156ZM228 154H231V155H228ZM247 154H248V156H247ZM251 154H252V156H251ZM28 155H29V157H28ZM37 155H38V157H35ZM56 155H58V156H56ZM132 155H134V156H132ZM161 155L163 156V158L164 157L166 158L168 156V157H170V159L168 157H167V160L165 158L163 159ZM232 155H233V158H232ZM47 156H49V157H47ZM103 156H105L104 157L105 159L103 158ZM117 156H118V158L121 157L122 159L121 158L117 159ZM150 156H152V157H150ZM171 156H172V159L174 161L171 159ZM230 156H231V158H230ZM50 157H51V163L52 164H50V162H49ZM67 157H68V159H67ZM107 157H109V158H107ZM160 157L162 160L160 159ZM174 157L175 158L177 157L179 159H177V158L175 159ZM62 158H66V160L69 163L65 159L63 160ZM72 158H74V159H72ZM115 158H116V160H115ZM143 158H145V159H143ZM34 159L36 161H34ZM38 159H39V161H38ZM54 159H56V161L59 160L57 163H59V162H61V163L56 164L54 162L55 161ZM110 159H112V161ZM232 159H234V160H232ZM235 159H237V160L235 161ZM105 160L107 161V163H111V164H107ZM109 160H110V162H109ZM164 160H166L167 162ZM176 160H180V161L176 162ZM245 160H246V163H244ZM37 161L40 163L41 169H40V167L39 168L37 167V166H39V163ZM104 161H105V164L103 163ZM119 161L120 162L122 161V162L120 163ZM148 161H149V165H148ZM151 161L152 162L154 161L153 162L154 164ZM163 161L165 163H161ZM168 161H170V162L168 163ZM35 162H37V163H35ZM42 162H44V164ZM63 162H65V163H63ZM143 162H145V164ZM158 162H160V163H158ZM34 163L37 164L36 167H35V165H33ZM174 163H175V165H174ZM60 164H62V165H60ZM157 164L161 165L162 171L160 170V167H159L160 165L158 166ZM164 164L168 168L166 166H164ZM260 164L261 165L263 164V165L260 166ZM44 165H45V167H44ZM144 165H146V166H144ZM31 166H33V168ZM48 166H50V167H48ZM53 166H54V169H53ZM43 167L46 170H47V168L48 169L50 168L52 170L49 169L48 171H45V169ZM55 167L57 168V170H55ZM63 167L64 168L66 167V168L64 169ZM70 167H73L72 168L73 170H71ZM164 168L166 169V171ZM42 169H44V170H42ZM130 169L132 170V172H130L131 171ZM68 170H69V172H66ZM156 170H158V171L155 174ZM159 170L161 173L159 172ZM167 170H168V172H167ZM42 171L43 172L45 171L46 173L45 172L43 173ZM197 173H199V174H197ZM110 188H112V189H110ZM123 198L125 200H123ZM136 204H138V205L136 206ZM3 207L5 208L6 212L3 211V209H4ZM1 208H3V209H1ZM7 208L10 210L8 211ZM211 208H213V209H211ZM204 209L208 213L203 211ZM207 209H208V211H207ZM209 210L211 212H209ZM199 211H201V212H199ZM191 212H192V215H191ZM194 212L197 214H193ZM203 212H204V214H201ZM4 213H7V214H4ZM1 215H5V216L1 217ZM186 215L191 216V217L188 216V217H190L189 220L187 219L188 217ZM191 220H192V222H191ZM188 221H189V223H188ZM209 222H210L211 226L210 225L208 226L207 223H209ZM221 222L222 223L225 222V224L224 223L222 224ZM219 223H221L222 225L221 224L219 225ZM5 227L8 229H6ZM246 228H248V230ZM249 232L250 233L252 232V234H250ZM246 233H247V236H246ZM27 247L29 248V250ZM19 249H21V251ZM24 249H25V251H24ZM1 255H3V256H1Z\"/></svg>","mask_w":264,"mask_h":264},{"label":"bare ground","instance_id":"2","mask_svg":"<svg viewBox=\"0 0 264 264\" xmlns=\"http://www.w3.org/2000/svg\"><path fill=\"white\" fill-rule=\"evenodd\" d=\"M2 1H5V0H2ZM16 1H17V0H16ZM19 1H20V0H19ZM24 1H25V0H24ZM24 1H23V3H22V1H21V3L19 2V3H20V7H23L22 4L25 3ZM28 1H29V0H28ZM79 1H80V0H79ZM100 1H101V0H100ZM118 1H119V0H118ZM118 1H117V2H118ZM121 1L123 2V0H121ZM126 1H127V0H126ZM126 1L124 0V2H123V3H124V7H126V6H125L126 4L129 5V4H128L129 1H127V3H126ZM138 1H139V0H138ZM0 2H1V1H0ZM9 2L11 3L12 0H9ZM13 2H15V0H14ZM26 2H27V1H26ZM81 2H82V1H81ZM81 2H80V3H81ZM83 2H84V1H83ZM83 2H82V4H83ZM85 2H86V0H85ZM96 2L98 3V1H96ZM96 2H95V3H96ZM104 2H105V0L102 2L101 5H104V4L106 5V4H107L106 2H105V3H104ZM109 2H110V0H109ZM112 2L114 3V1H112ZM122 2H121V3H122ZM143 2H144V1H143ZM5 3L7 4L6 1H5ZM15 3H17V2H15ZM86 3H88V2H86ZM89 3H90V2H89ZM92 3H94V2H92ZM100 3H101V2H100ZM103 3H104V4H103ZM113 3H112L111 5H113V6L115 7V5H116L117 3L115 2V3H116L115 5H114ZM131 3H132V1H131ZM131 3H130V4H131ZM140 3H141V2H140ZM6 4H5V5H6ZM11 4H12V3H11ZM13 4H14V3H13ZM25 4H26V3H25ZM28 4H29V3H28ZM84 4H85V3H84ZM90 4H91V3H90ZM109 4H110V3H109ZM109 4H108V5H109ZM118 4L120 5V3H118ZM135 4H136V6H135V5H133V6L139 8L138 6H140V5L137 6L138 3H135ZM1 5H2V4H1ZM7 5H8V4H7ZM17 5H18V4H17ZM21 5H22V6H21ZM80 5H81V4H80ZM85 5H86V4H85ZM94 5H95V7L97 6L96 4H93L92 6H94ZM101 5H100V6H101ZM105 5H104V6H105ZM111 5H109L108 8H110ZM131 5H132V4H131ZM13 6L15 7L16 4L13 5ZM13 6H12V8H11L12 10H13V8H14ZM82 6H83V5H82ZM82 6H81V9H80V10H82ZM86 6H87V5H86ZM88 6H89V5H88ZM98 6H99V3H98ZM117 6H118V5H117ZM120 6H121V5H120ZM8 7H9V6H8ZM8 7H6V9H8ZM20 7H19V8H20ZM111 7H112V6H111ZM118 7H119V6H118ZM127 7H128V6H127ZM127 7H126V8H127ZM135 7H134V8H135ZM1 8H2V7H1ZM17 8H18V7H17ZM17 8H16V9H17ZM79 8H80V6H79ZM83 8H84V10H85V6H83ZM89 8H90V7H89ZM89 8L86 7V9H89ZM91 8H92V7H91ZM97 8H98V7H97ZM97 8H96V9H97ZM102 8H103V7L101 6L100 9L102 10ZM105 8H107V6L104 7V9H105ZM115 8H116V7H115ZM128 8H129V7H128ZM128 8H127V10H128ZM132 8H133V7H132ZM132 8H131V6H130V9H132ZM134 8H133V10H134ZM137 8H135V9L137 10ZM143 8H144V7H142V9H143ZM2 9H3V8H2ZM100 9H99V10H100ZM110 9H111V8H110ZM112 9H114V8H112ZM112 9H111V10H112ZM117 9H118V8H117ZM117 9H116V10H117ZM119 9H122V8H119ZM142 9H141V7H140V10H141V11H143ZM92 10H94V7H93V9H91V11H92ZM97 10H98V9H97ZM97 10H95V11L97 12ZM123 10H124V9H122V10H120V11H123ZM136 10H134V11H136ZM1 11H2V10H1ZM16 11H17V10H16ZM120 11H119V13H121ZM129 11H131V10H129ZM129 11H128V13H129V16H130V12H129ZM4 12H5V11H4ZM8 12H9V10H8ZM14 12H15V11H14ZM14 12L11 11V13H13V14H14ZM85 12H86V11H85ZM92 12H94V11H92ZM92 12H91V13H92ZM105 12L107 13V11H105ZM116 12H118V11H116ZM124 12H125V10H124ZM6 13H7V12H6ZM102 13H104V12H102ZM102 13H101V14H102ZM113 13H115V12H113ZM113 13H112V14H113ZM132 13H133V12H132ZM141 13H143V12H141ZM8 14H9V13H8ZM13 14H12V15H13ZM85 14L87 15L88 13H85ZM95 14H96V13H95ZM112 14L109 13V15H110V16H109L110 19H111ZM115 14L117 15L118 13H115ZM123 14L126 15L127 12H126V13H123ZM0 15H1V13H0ZM10 15H11V14H10ZM16 15H17V14H16ZM81 15H82V14H81ZM89 15H90V11H89ZM96 15H97V14H96ZM127 15H128V14H127ZM142 15H144V14H142ZM2 16H3V15H1L0 18H1ZM102 16H103V15H102ZM106 16H107V14H106ZM113 16H115V15H113ZM140 16H141V14L139 15V17H140ZM4 17H5V15H4ZM86 17H88V16H86ZM95 17H96V16H94L93 18H95ZM98 17H100V15H99ZM98 17H96V18H98ZM104 17H105V16H104ZM121 17H122V15H121ZM139 17H137L138 20H139ZM142 17L145 19L144 16H142ZM142 17H141V18H142ZM232 17L234 18V16H232ZM14 18H15V17H14ZM90 18H92V14H91V17H90ZM90 18H89V19H90ZM93 18H92V19H93ZM114 18H115V17H114ZM116 18H117V16H116ZM118 18H119V17H118ZM123 18H124V17H123ZM125 18H126V16H125ZM128 18H129V17H128ZM131 18H132V17H131ZM87 19H88V18H87ZM103 19H104V18H103ZM103 19H101L100 21H103ZM105 19H106V17H105ZM105 19H104V20H105ZM126 19H127V18H126ZM134 19H135V18H134ZM85 20H86V19H85ZM120 20H121V19H120ZM120 20H116V19H115V21H116L115 23L117 24V22H119ZM123 20H125V19H123ZM123 20H122V21H123ZM105 21H106V20H105ZM122 21H120V22H122ZM125 21H126V20H125ZM125 21H124V22H125ZM132 21H135V20H132V19H131V22H132ZM136 21H137V20H136ZM136 21H135V22H136ZM140 21H141V19H140ZM75 22H76V21H75ZM77 22H78V21H77ZM85 22H86V21H85ZM85 22H84V23H85ZM88 22H89V21H88ZM88 22H87V23H88ZM91 22L93 23V21H91ZM95 22H96V20H95ZM98 22H99V21H98ZM106 22H107V21H106ZM106 22H105V23H106ZM109 22H110V20H109ZM109 22H108V23H109ZM137 22H138V21H137ZM78 23H79V22H78ZM92 23H91V24H92ZM128 23H129V22H128ZM128 23H127V24H128ZM138 23H139V22H138ZM138 23H137V24H138ZM218 23H219V22H218ZM69 24H70V23H69ZM79 24H80V23H79ZM85 24H86V23H85ZM91 24H89V25H91ZM95 24H96V23H95ZM95 24H94V25H95ZM100 24H101V23H100ZM102 24H103V23H102ZM109 24H110V23H109ZM109 24H106V25H109ZM122 24H123V22H122ZM131 24H132V23H131ZM134 24H135V23H134ZM134 24H133V25H134ZM72 25H73V24H71V27H72ZM77 25H78V24H77ZM87 25H88V24H87ZM92 25H93V24H92ZM104 25H105V24H104ZM112 25H114V24H112ZM133 25H132V27L134 28ZM216 25H218V24H216ZM69 26H70V25H69ZM81 26H82V25H81ZM81 26H80V27H81ZM83 26H84V25H83ZM97 26H99L98 23H97ZM100 26H101V25H100ZM109 26H110V25H109ZM114 26H115V25H114ZM117 26H119V25L117 24ZM121 26H122V25H121ZM130 26H131V25H130ZM137 26H138V25H137ZM0 27H1V26H0ZM63 27H64V26H62V28H63ZM73 27H74V26H73ZM89 27H90V26H89ZM103 27L105 28L106 26H103ZM103 27H102V28H103ZM111 27H112V26H111ZM126 27L128 28L129 26L126 25ZM138 27H139V26H138ZM216 27H217V26H216ZM218 27L220 28V25H219ZM67 28H69V27L67 26ZM75 28H77V30L80 29V28H79V25H78V27H76V25H75ZM75 28H73V29L71 28L72 31H73ZM81 28H82V27H81ZM83 28H85V27H83ZM95 28H96V27L94 26L93 29H95ZM102 28H100V29H102ZM119 28H120V27H119ZM121 28H122V27H121ZM121 28H120L119 30H121ZM123 28H124V26H123ZM176 28H177V27H176ZM230 28H231V27H230ZM230 28H229V30H231ZM232 28H233V27H232ZM64 29H65V28H64ZM69 29H70V28H69ZM69 29H68V30H69ZM71 29H70V30H71ZM96 29H98V28H96ZM107 29H108V26H107V28H106L105 30L107 31ZM114 29H116V26L114 27ZM129 29H130V27H129ZM134 29H135V28H134ZM138 29H139V28H138ZM138 29H137V30H138ZM155 29L158 30L157 28H155ZM13 30H14V29H13ZM13 30H12V31H13ZM66 30H67V29H66ZM77 30H76V31H77ZM80 30H82V31L84 32L83 29H80ZM87 30H88V29H87ZM89 30H90V29H89ZM91 30H92V28H91ZM91 30H90V31H91ZM109 30H111V29H109ZM117 30H118V29H117ZM119 30L117 31V32H118L117 34L115 33L116 31H114V33H115L116 35H119V34H120V33H119ZM122 30H124V29H122ZM131 30H132V29H131ZM172 30H173V29H172ZM174 30H175V29H174ZM223 30H224V29H223ZM225 30H228V29L226 28ZM225 30H224V32H225ZM232 30H233L232 32L235 33L234 31L237 30V28H236L235 30H234V29H232ZM12 31H11V33L13 34ZM15 31H17V30H15ZM64 31H65V30H63V32H64ZM76 31H74V32H76ZM78 31H79V30H78ZM90 31H89V32H90ZM93 31H94V30H93ZM97 31H98V30H97ZM112 31H113V30H112ZM112 31H110V33H112ZM124 31H125V30H124ZM127 31H128V30H126V32H127ZM133 31H134V30H133ZM216 31H217V28H216ZM219 31H220V30H219ZM249 31H250V30H249ZM255 31H256V30H255ZM2 32H3V31H2ZM7 32H8V31H6V33H7ZM21 32H23V31L21 30ZM24 32H25V31H24ZM27 32H31V31H27ZM27 32H26V33H27ZM33 32H34V31H33ZM65 32H66V31H65ZM70 32H71V31H70ZM70 32L68 31V32H66V34H67V33L70 34ZM74 32L72 33L73 35H74ZM89 32H87V34L85 35V36H86L85 38H87V35H88ZM98 32H99V31H98ZM122 32H123V31H121V33H122ZM126 32H125V34H126ZM128 32H130V30H129ZM142 32H145V31H142ZM146 32H147V31H146ZM146 32H145V33H146ZM236 32H237V31H236ZM238 32H239V31H238ZM14 33H15V32H14ZM16 33H17V32H16ZM16 33H15V34H16ZM19 33H20V32H19ZM26 33H25V34H26ZM39 33H40V32H39ZM90 33H92V31H91ZM90 33H89V35H90ZM94 33H95V31L93 32V34H94ZM96 33H97V32H96ZM99 33H100V32H99ZM101 33H102V32H101ZM105 33H106V32H105ZM105 33H104L103 35H105ZM108 33H109V32H108ZM123 33H124V32H123ZM136 33H137V32H136ZM139 33H141V32H139ZM147 33H148V32H147ZM158 33H159V32H158ZM169 33H171V32H169ZM173 33H174V32H173ZM213 33H214V30H213V32H212L211 34H213ZM218 33H219V32H218ZM239 33H240V32H239ZM256 33H257V32H256ZM258 33H259V32H258ZM263 33H264V32H263ZM0 34H1V33H0ZM3 34H4V33H3ZM3 34H2V35H3ZM8 34H9V33H8ZM12 34H11V35H12ZM17 34H18V33H17ZM20 34L23 35V33H20ZM27 34H29V33H27ZM27 34H26V35H27ZM30 34H31V33H30ZM66 34H65L64 36H66ZM115 34H113V35H115ZM129 34H130V33H129ZM132 34H133V33H132ZM141 34H142V33H141ZM148 34H149V33H148ZM156 34H157V32H156ZM159 34H160V33H159ZM159 34H158L157 36H160V35H161V37H162L163 34H160V35H159ZM175 34L178 35V33H176V32H175ZM175 34H174V35H175ZM179 34H180V33H179ZM224 34H225V33H224ZM224 34H223V35H224ZM229 34H230V32H229ZM229 34H228V35H229ZM254 34H255V33H254ZM11 35H9V36H11ZM34 35H36V32L34 33ZM73 35H72V36H73ZM75 35H76V34H75ZM77 35H78V34H77ZM79 35H80V34H79ZM101 35H102V34H101ZM110 35H111V34H110ZM149 35H150V34H149ZM151 35H152V34H151ZM153 35H154V34H153ZM153 35H152V36H153ZM181 35L183 36V34H181ZM197 35H198V34H197ZM215 35H216V34H215ZM215 35H214V36H215ZM217 35H218V34H217ZM220 35H222V34H220ZM232 35H233V34H232ZM239 35H240V34H239ZM239 35H236V36H239ZM12 36H13V35H12ZM15 36H17V35H15ZM20 36H21V35H20ZM32 36H33V34H32ZM32 36L30 35L31 39H33ZM36 36H37V35H36ZM83 36H84V35H83ZM93 36H95V35H93ZM93 36H91V37H93ZM97 36H98V35H96V37H97ZM106 36H108V35H106ZM119 36H120V35H119ZM125 36H126V35H125ZM136 36H140V35H138V33H137ZM136 36H135V37H136ZM155 36H156V35H155ZM166 36H167V38H169V37H168V34H167ZM169 36H170V35H169ZM171 36H172V35H171ZM178 36H180V35H178ZM218 36H219V35H218ZM230 36H231V34H230ZM258 36H259V34H258ZM263 36H264V35H263ZM2 37H3V36H2ZM13 37H14V36H13ZM23 37H24V35H23ZM33 37H34V36H33ZM37 37H38V36H37ZM61 37H63V36L61 35ZM61 37H60V39H61ZM67 37H68V36H67ZM67 37H66V38H67ZM70 37H71V35H70ZM79 37H80V36H79ZM98 37H100V35H99ZM102 37H103V36H102ZM104 37H105V36H104ZM115 37H116V36H115ZM132 37H133V36H132ZM132 37H131V38H132ZM142 37H144V36H142ZM146 37H147V36H146ZM150 37H151V36H150ZM150 37H149V38H150ZM161 37H160V39H161ZM172 37H173V36H172ZM198 37H199V36H198ZM198 37H197V38H198ZM200 37H201V36H200ZM200 37H199V38H200ZM224 37H225V36H224ZM247 37L249 38L250 35H248ZM247 37H246V38H247ZM251 37H252V36H251ZM6 38H7V37H6ZM15 38H16V37H15ZM20 38H22V36H21ZM26 38H27V37H26ZM34 38H35V37H34ZM41 38H42V37H41ZM43 38H44V37H43ZM106 38H108V37H106ZM106 38H105V39H106ZM110 38H111V37H110ZM118 38H120V37H118ZM118 38H117V39H118ZM137 38H138V37H137ZM153 38H154V37H153ZM155 38H156V37H155ZM157 38H158V37H157ZM164 38H165V37L163 36V39H161V40H165ZM167 38H166V39H167ZM177 38H178V37H177ZM179 38H180V37H179ZM225 38H226V37H225ZM227 38H229V37H227ZM234 38H235V36L233 37V39H234ZM236 38H237V37H236ZM11 39H12V38H11ZM17 39H18V38H17ZM23 39H24V38H22V40H23ZM28 39H29V37H28ZM31 39H29V40H31ZM38 39H39V38H38ZM38 39H37V41H39ZM56 39H57V38H56ZM56 39H55V40H56ZM69 39H70V38H69ZM88 39H89V37H88ZM88 39H87V40H88ZM102 39H103V38H102ZM105 39H104V40H105ZM108 39H109V38H108ZM123 39H124V38H123ZM142 39H143V38H142ZM144 39H146V38H144ZM147 39H148V38H147ZM147 39H146V40H147ZM151 39H152V38H151ZM172 39H173V38H172ZM182 39H184V38L182 37ZM182 39H181V40H182ZM211 39H212V38H211ZM258 39H259V37H258ZM260 39H261V38H260ZM260 39H259V40H260ZM4 40H6V39L4 38ZM8 40H9V39H7L6 41H8ZM12 40H13V39H12ZM15 40H16V39H14L13 41H15ZM41 40H42V39H41ZM43 40H44V39H43ZM43 40H42V41H43ZM81 40H82V39H81ZM98 40H99V38H98ZM98 40H96V41H98ZM100 40H101V38H100ZM118 40H120V39H118ZM133 40H134V37H133V39H131V41L133 42ZM136 40H137V39H135L134 41H136ZM148 40L150 41V39H148ZM148 40H147V41H148ZM156 40H158V39H156ZM161 40H160V42H161ZM168 40H169V39H167V41H168ZM170 40H171V39H170ZM173 40H174V39H173ZM177 40H178V39H177ZM181 40H180V41H181ZM193 40H195V39H193ZM203 40H204V39H203ZM205 40H207V39H205ZM229 40H231V39H229ZM229 40H228V41H229ZM235 40H236V39H234L233 41H235ZM245 40H246V39H245ZM252 40H253V39H252ZM254 40H255V39H254ZM6 41H4V44H3V45H5V42H6ZM18 41H19V40H18ZM18 41L16 40V42H18ZM42 41H41V45H44V44H42V43H43ZM52 41H54V40H52ZM63 41H65V39H64ZM63 41H62V42H63ZM76 41H77V37H76V38H72L70 42H76ZM82 41H83V40H82ZM90 41H91V40H90ZM92 41L94 42V40H92ZM92 41H91V42H92ZM121 41H122V40H121ZM123 41H124V40H123ZM144 41H145V40H144ZM178 41H179V40H178ZM180 41H179V43H180ZM197 41H198V40H197ZM200 41H201V40H200ZM210 41H211V40H210ZM212 41H213V40H212ZM217 41H218V40H217ZM223 41H226V39H225V40H222L221 42L223 43ZM231 41H232V40H231ZM236 41H237V40H236ZM256 41H257V40H256ZM11 42H12V41H10V43H11ZM16 42H15V44L17 45L18 43H16ZM19 42L21 43V41H19ZM29 42H30V41H29ZM34 42H36V40H35ZM34 42H33V44H34ZM44 42H45V41H44ZM47 42H48V41H47ZM47 42H46V43H47ZM66 42H67V40H66ZM70 42H69V43H70ZM109 42H111V41H109ZM115 42H116V41H115ZM125 42H127V41L125 40ZM132 42H131V43H132ZM154 42L156 43V42H159V41H155V39L151 41V43H154ZM163 42H165V41H163ZM163 42H162V44H163ZM244 42H245V41H244ZM244 42H243V43H244ZM246 42H247V40H246ZM254 42H255V41H254ZM257 42H259V41H257ZM257 42H255V44H256ZM262 42H263V41H262ZM7 43H8V42H7ZM27 43H28V41H27ZM52 43H53V42H52ZM60 43H61V42H60ZM100 43H101V41H100ZM117 43H119V42L117 41ZM120 43H121V42H120ZM134 43H135V42H134ZM134 43H133V45H134ZM140 43H141V42H140ZM140 43H139V44H140ZM144 43H145V42H144ZM148 43H149V42H148ZM148 43H147V45H148ZM168 43H169V42H168ZM181 43H182V42H181ZM187 43H190V42H187ZM193 43H194V42H193ZM196 43H197V42H196ZM207 43H209V42H207ZM216 43H217V42H216ZM231 43H233V42H231ZM234 43H235V42H234ZM260 43H261V42H260ZM31 44H32V43H31ZM31 44H28V45L26 44V45L29 46V45H31ZM49 44H50V41H49ZM57 44H58V43H57ZM63 44H64V43H63ZM74 44H75V43H74ZM74 44H73L72 46H74ZM89 44H90V43H89ZM91 44H93V43H91ZM91 44H90V46H92ZM104 44H105V42H104ZM108 44H109V43H108ZM136 44H137V43H136ZM145 44H146V43H145ZM145 44H144V45H145ZM157 44H158V43H157ZM162 44H161V45H162ZM166 44H167V43H166ZM177 44H178V42H177ZM190 44H192V43H190ZM190 44H189V45H190ZM202 44H204V43H202ZM210 44H211V43H210ZM219 44H220V43H219ZM224 44H225V43H224ZM248 44H249V43H248ZM251 44H252V43H251ZM251 44H250V45H251ZM16 45H15V47H16ZM22 45H23V43H22ZM24 45H25V44H24ZM36 45H37V42H36ZM39 45H40V43H39ZM39 45H37V46H39ZM53 45H54V43H53ZM61 45H62V44H61ZM61 45H60V47H61ZM67 45H68V44H67ZM69 45H70V44H69ZM76 45L78 46V43H77ZM79 45H80V44H79ZM81 45H82V44H81ZM81 45H80V46H81ZM87 45H88V44H86V46H87ZM94 45H95V43H94ZM99 45H100V44H99ZM111 45H112V44H111ZM118 45H119V44H118ZM123 45H124V44H123ZM144 45H143V46H144ZM149 45H151V44H149ZM152 45H153V44H152ZM158 45H160V44H158ZM161 45H160V46H161ZM164 45H165V44H164ZM174 45H175V44H174ZM174 45L171 46V48L174 47ZM179 45H180V44H179ZM181 45H182V44H181ZM183 45H184V44H183ZM186 45H187V44H186ZM186 45H184V46H186ZM206 45H209V44H206ZM212 45H213V43H212ZM215 45H216V44H215ZM215 45H214V46H215ZM228 45L231 47L233 44H232V45H231V44H228ZM235 45H237V44H235ZM239 45H241V44H239ZM239 45H238V46H239ZM245 45H246V44H244V46H245ZM250 45H249V46H250ZM253 45H254V43H253ZM253 45H252V47L250 46V48H253ZM1 46H2V45H1ZM12 46H14V45L12 44ZM12 46H11V47H12ZM17 46H18V45H17ZM33 46H34V45H33ZM33 46H32V47H33ZM46 46H47V45H46ZM64 46H66V45H63L62 47H64ZM82 46H84V45H82ZM104 46H105V45H104ZM116 46H117V45H116ZM139 46H140V45H139ZM155 46H156V45H155ZM177 46H178V45H177ZM187 46H188V45H187ZM242 46H243V45H242ZM246 46H247V45H246ZM256 46H257V45H256ZM256 46L254 47L255 49H256ZM3 47H5V46H3ZM19 47H20V46H19ZM22 47H24V46H22ZM48 47H49V45H48ZM51 47L54 48L53 46L50 45L49 50L51 49ZM58 47H59V46H58ZM58 47H57V48H58ZM69 47H70V46H69ZM94 47H96V46H94ZM100 47H101V46H100ZM100 47H98V50H99ZM102 47H103V45H102ZM106 47H107V46H106ZM106 47H105V48H106ZM123 47L125 48V47H127V46H123ZM128 47H129V45H128ZM130 47H131V46H130ZM130 47H129V48H130ZM147 47H149V46H147ZM150 47H151V46H150ZM150 47L148 48L149 50H153V49L155 48V47L153 48V46H152L153 49H150ZM157 47H158V46H157ZM175 47H176V46H175ZM179 47H180V46H179ZM201 47H202V46H201ZM212 47H213V46H212ZM215 47L217 48V46H215ZM215 47H213V48H215ZM232 47H234V46H232ZM232 47H231V49H232ZM235 47H236V46H235ZM258 47H259V46H258ZM13 48H14V47H13ZM24 48H25V47H24ZM33 48H34V50H35V47H33ZM33 48H32V49H33ZM57 48H55V50H57ZM74 48H75V46H74ZM74 48H73V49H74ZM135 48H136V47H135ZM141 48H142V47H141ZM144 48H145V47H144ZM144 48H142V49H144ZM165 48H166V46H165ZM176 48H177V47H176ZM188 48H191V47L188 46ZM188 48H187V49H188ZM193 48H194V47H193ZM195 48H196V47H195ZM204 48H205V45H204ZM219 48H220V47H219ZM219 48L217 49L218 51L220 50ZM226 48H227V47H226ZM226 48H225L226 51L229 50V49H226ZM240 48H241V47H240ZM242 48H243V47H242ZM246 48H247V49H246ZM5 49H6V47H5ZM5 49H4V50H5ZM25 49H27V48H25ZM40 49H41V48H40ZM40 49L38 48L39 51H40ZM44 49L46 50L45 47H44ZM44 49L42 48V50H44ZM83 49H84V48H83ZM85 49H86V48H85ZM100 49L103 50L102 48H100ZM108 49H109V47H108ZM108 49H107V50H108ZM116 49L118 50L119 47H118V48L116 47ZM116 49H115V50H116ZM120 49H121V48H120ZM159 49H160V47H159ZM169 49H170V48H169ZM177 49H178V48H177ZM182 49L184 50V48H182ZM196 49H197V48H196ZM201 49H202V48H201ZM207 49H208V47H207ZM209 49H210V48H209ZM236 49H237V48H236ZM245 49H246V51H247V50L249 49V47L247 46V47H245ZM258 49H259V48H258ZM23 50H24V49H23ZM77 50H78V49H77ZM101 50H100V51H101ZM104 50H106V49H104ZM125 50H126V49H125ZM127 50H128V49H127ZM129 50H130V49H129ZM131 50H132V48H131ZM133 50H134V49H133ZM138 50H140V49H138ZM144 50H146V49H144ZM149 50H148V51L146 50V52H149ZM156 50H157V49H156ZM160 50H161V49H160ZM167 50H168V49H167ZM180 50H181V49H180ZM188 50H189V49H188ZM190 50H191V49H190ZM190 50H189V51H190ZM199 50H200V49H198V51H199ZM211 50H212V48H211ZM239 50H240V49H239ZM250 50H252V49H250ZM250 50L247 51V52H250ZM8 51H9V50H8ZM17 51H18V49H17ZM26 51H27V50H26ZM30 51H31V53H32L33 50H30V49H29V52H30ZM36 51H37V50H36ZM36 51H35V52H36ZM59 51H60V50H59ZM61 51H62V50H61ZM63 51H64V50H63ZM67 51H70V50H67ZM84 51H85V50H84ZM94 51H95V49H94ZM120 51H121V50H120ZM136 51H137V49L135 50V52H136ZM189 51H188V52H189ZM194 51H196V50L194 49ZM194 51H193V53H194ZM203 51H204V50H203ZM223 51H224V50H223ZM242 51H243V49H242ZM254 51H256V50H254ZM254 51H253V52H254ZM257 51H258V50H257ZM0 52L2 53V51H0ZM5 52H6V51H5ZM24 52H25V51H23V53H24ZM29 52H28V53H29ZM37 52H38V51H37ZM43 52H44V51H43ZM50 52H51V51H50ZM57 52H58V51H57ZM96 52H97V50H96ZM96 52H95V54H96ZM106 52H107V51H106ZM108 52H109V51H108ZM111 52H114V53H115L114 50L111 51ZM111 52H110V54H111ZM135 52H134V53H135ZM137 52H138V51H137ZM142 52H144V51L142 50ZM142 52H141V53H142ZM155 52H156V51H155ZM157 52H159V51H157ZM166 52H167V51H166ZM173 52H174V50H173ZM188 52H187V53H188ZM190 52H192V51H190ZM205 52H206V50H205ZM220 52L222 53V51H220ZM220 52H219V53H220ZM227 52H228V51H227ZM227 52H226V53H227ZM244 52H245V50H244ZM253 52H252L251 54H256V53H253ZM12 53H13V52H12ZM12 53H11V54H12ZM26 53H27V52H26ZM28 53H27V54H28ZM33 53H34V52H33ZM40 53H41V51H40ZM40 53H39V54H40ZM47 53H48V51L46 52V54H47ZM52 53H53V52H52ZM61 53H62V52H61ZM65 53H66V52H65ZM102 53H103V52H102ZM119 53H120V52H119ZM130 53H131V52H130ZM141 53H140V55H141ZM174 53H175V52H174ZM176 53H178V50H177ZM193 53H192V54H193ZM196 53H197V52H196ZM208 53L211 54L212 52L210 53V51H208ZM221 53H220V54H221ZM223 53H224V52H223ZM226 53H224L223 56H224ZM233 53H234V52H233ZM258 53H259V52H258ZM14 54H15V53H14ZM39 54H38V56H39ZM41 54H42V53H41ZM53 54L55 55V53H53ZM58 54H59V52H58ZM93 54H94V53H93ZM103 54H104V53H103ZM103 54H102V55H103ZM105 54H106V53H105ZM108 54H109V53H108ZM116 54H118V53H116ZM121 54H122V53H121ZM142 54H143V53H142ZM148 54H150V53H148ZM171 54H172V53H171ZM188 54H189V53H188ZM192 54H191V55H192ZM197 54H198V53H197ZM199 54H201V53H199ZM204 54H205V53H204ZM216 54H217V53H216ZM216 54H215V55H216ZM19 55H20V54H19ZM60 55H61V54H60ZM70 55H71V54H70ZM79 55H80V54H78V56H79ZM87 55H89V54L87 53ZM98 55H101V53L98 54ZM131 55H133V54H131ZM134 55H135V54H134ZM137 55H139V53H138ZM143 55L145 56V53H144ZM150 55L152 56V54H150ZM154 55H157V54H154ZM158 55H159V53H158ZM163 55H164V52H163ZM169 55H170V54H169ZM176 55H177V56H176L177 58H179L180 55H181V57H182V54H180L179 57H178V54H176ZM185 55H186V54H185ZM185 55H183V57H184ZM193 55H194V57H196V59L199 58V56H195V54H193ZM202 55H203V53H202ZM206 55H208V54H206ZM226 55H227V54H226ZM226 55H225V56H226ZM246 55H247V53H246ZM12 56H13V54L11 55V57H12ZM42 56H43V55H42ZM48 56H49V55H48ZM82 56H83V55H82ZM89 56H91V55H89ZM94 56H95V55H94ZM94 56H93V57H94ZM108 56H109V55H108ZM111 56H112V54H111ZM111 56H110V57H111ZM144 56H143V58H144ZM166 56H167V55H166ZM166 56H164V57H166ZM172 56H173V55H172ZM172 56H171V57H172ZM174 56H175V54H174ZM231 56L234 57L232 54H231ZM231 56H230V57H231ZM9 57H10V56H9ZM9 57L7 56L6 58L8 59ZM26 57L30 58L31 56H26ZM39 57H40V56H39ZM45 57H46V56H45ZM50 57H51V56H50ZM56 57H57V54H56ZM71 57H72V56H71ZM79 57H80V56H79ZM95 57H96V56H95ZM98 57H99V56H98ZM118 57H119V56H118ZM121 57H123V56H121ZM124 57H125V56H124ZM126 57H127V56H126ZM129 57H130V58L127 59L128 61H130L129 59H131V56H130V55H129ZM136 57H137V56H136ZM136 57H135V58H136ZM138 57H140V56H138ZM138 57H137V59H138ZM147 57H148V56H147ZM155 57H156V56H155ZM161 57H162V55H161ZM168 57L170 58V56H168ZM168 57H166V59H167ZM176 57H175L176 60H174V57L171 58V59H173V61L175 62V61L178 60ZM181 57H180V58H181ZM183 57H182V59H183ZM191 57H192L191 59H193V56H191ZM201 57H202V56H201ZM203 57L206 58L205 60H204V59H203V60H204V61H207V57H206V56H203ZM230 57H229V58H230ZM236 57H237V56L235 55L234 58L236 59ZM238 57H239V56H238ZM250 57L252 58L253 56H250ZM256 57H257V56H256ZM6 58H4V59H6ZM14 58H15V57H14ZM18 58H19V57H18ZM35 58H36V57H35ZM58 58H59V56H58ZM61 58H62V56H61ZM63 58H64V57H63ZM66 58H67V57H66ZM73 58H74V56H73ZM81 58H82V57H81ZM83 58H85V57L83 56ZM83 58H82V59H83ZM90 58H92V57H90ZM96 58H97V57H96ZM105 58H106V57H105ZM116 58H117V57H116ZM133 58H134V56H133ZM133 58H132L131 60H133ZM151 58H152V60H153V56H152ZM151 58H150V59H151ZM156 58H157V57H156ZM184 58L187 60V59H189L190 57H189V58H188V57L186 58V56H185ZM212 58H213V57H212ZM212 58H211V59H212ZM234 58H233V59H234ZM258 58H259V56H258ZM23 59H24V58H22V60H23ZM26 59H27V58H26ZM33 59H34V58H33ZM54 59H55V58H54ZM59 59H60V58H59ZM79 59H80V58H79ZM94 59H95V58H94ZM100 59H101V58H100ZM106 59H107V58H106ZM113 59H115V58L113 57ZM125 59H126V58H125ZM137 59H136V61H137ZM147 59H148V58H147ZM171 59H170V60H171ZM191 59H189V60H191ZM196 59H194V60H196ZM208 59H210V56H208ZM219 59L221 60V58H219ZM225 59H227V61H230V60H231V59H230V60L228 59V56H227V58H225ZM225 59H224V60H225ZM233 59H232V61H233ZM240 59H241V58H240ZM255 59H256V58H255ZM255 59H253V60H255ZM261 59H262V58H261ZM15 60H16V59H15ZM19 60H20V58H19ZM19 60H18V61L16 60V61L19 62ZM27 60H28V59H27ZM30 60H31V59H30ZM34 60H35V59H34ZM36 60H37V59H36ZM44 60H45V59H44ZM55 60H56V59H55ZM55 60H54V61H55ZM70 60H71V59H70ZM108 60H109V59H108ZM116 60H117V59H116ZM122 60H123V59H122ZM127 60H124V62H125V61L127 62ZM138 60H139V59H138ZM142 60H143V59H142ZM154 60H155V58H154ZM156 60L158 61V59H156ZM156 60H155V61H156ZM161 60H162V58H161ZM213 60L215 61V62H213V63H216V62H217L215 59H213ZM213 60H212V61H213ZM220 60H219V61H220ZM241 60H242V59H241ZM7 61H8V63H11V62H12V61L10 62L9 60H7ZM32 61H33V60H32ZM48 61H49V60H48ZM83 61H84V60H83ZM89 61H91V60L89 59ZM98 61H99V60H98ZM109 61L111 62V61H113V60H109ZM114 61H115V60H114ZM134 61H135V60H134ZM155 61H154V63H155ZM157 61H156V62H157ZM171 61H172V60H171ZM173 61H172V62H173ZM179 61H181V59H179ZM192 61H193V60H192ZM200 61H201V60H200V58H199V63H200ZM210 61H211V60H210ZM212 61H211V62H212ZM222 61H223V60H222ZM222 61H220V62H222ZM227 61H225V62H227ZM242 61H243V60H242ZM248 61L250 62V60H248ZM257 61H259V60H257ZM262 61H264V60H262ZM4 62H5V61H4ZM13 62H14V63H17V62H15L14 60H13ZM13 62H12V64H13ZM20 62H27V61H26V60H25V61H21V60H20ZM28 62H29V61H28ZM44 62H45V61H44ZM52 62H53V61H52ZM52 62H51V66H52ZM59 62L61 63L60 60H59ZM73 62H74V61H73ZM81 62H82V61H81ZM87 62H88V61H87ZM93 62H94V61H93ZM95 62H96V61H95ZM117 62L120 64V59L117 60ZM117 62H115V63H117ZM121 62H123V61H121ZM124 62H123V64H124ZM130 62H131V61H130ZM143 62H144V61H142V63H143ZM164 62H165V61H164ZM182 62H183V63H178V64H183V65H184V61H183V60H182ZM186 62H187V64H188L189 61L187 60ZM186 62H185V63H186ZM201 62H202V61H201ZM225 62H222V63H225ZM239 62H240V61H239ZM246 62H247V61H246ZM253 62H254V61H253ZM255 62H256V61H255ZM259 62L261 63V61H259ZM5 63H6V62H5ZM33 63H34V61H33ZM35 63H36V61H35ZM39 63H40V60H39ZM46 63H47V62H46ZM54 63H55V62H54ZM83 63H85V62H83ZM88 63H91V62H88ZM127 63H129V62H127ZM131 63L133 64V62H131ZM135 63H136V62H135ZM135 63H134V65H135ZM137 63H138V62H137ZM137 63H136V64H137ZM144 63H145V62H144ZM144 63H143V64H144ZM146 63H147V62H146ZM150 63H151V60H150ZM191 63H193V62H191ZM196 63H197V62H196ZM196 63H195V64H196ZM204 63H205V62H204ZM207 63H208V62H207ZM222 63H221V64H222ZM237 63H238V62H237ZM243 63H244V61H243ZM262 63H263V62H262ZM3 64H4V63H3ZM17 64H18V63H17ZM17 64H15V65L18 66ZM22 64H23V63H22ZM27 64H29V63H25V65H27ZM41 64H42V61H41ZM44 64H45V63H44ZM44 64H42V65H44ZM48 64L50 65V61H49V63H47V65H48ZM58 64H59V63H58ZM58 64H57V65H58ZM64 64H65V63H63L62 65H64ZM67 64H68V63H67ZM71 64H72V63H71ZM71 64H70V65H71ZM81 64H82V63H81ZM81 64H80V66H81ZM105 64H106V63H104L103 66H104ZM110 64H111V63H108V64L105 65V66H108V65H110ZM168 64H169V63H168ZM195 64H194V65H195ZM208 64H209V63H208ZM210 64H212V63H210ZM210 64H209V66H211ZM216 64H219V62H217ZM230 64H231V61H230ZM232 64H233V62H232ZM234 64H235V63H234ZM238 64H239V63H238ZM238 64H236V65H238ZM241 64H242V63H241ZM249 64H251V62H250ZM252 64H254V63H252ZM256 64H258V63H256ZM263 64H264V63H263ZM263 64H262V65H263ZM6 65H8V64H6ZM6 65H5V66H6ZM13 65H14V64H13ZM25 65H24V66H25ZM29 65L31 66V64H29ZM54 65H55V64H54ZM75 65H76V64H75ZM78 65H79V64H78ZM78 65H77V66H78ZM112 65H114V63H113ZM116 65H117V64H116ZM124 65H125V64H124ZM134 65H133L132 67H136V66H134ZM141 65H142V64H141ZM141 65H140V66H141ZM165 65H166V62H165ZM173 65H174V64H173ZM173 65L170 64V66H173ZM189 65H190V64H189ZM206 65H207V64H206ZM213 65H214V64H213ZM219 65H220V64H219ZM245 65H248V64L246 63ZM32 66H33V65H32ZM58 66H60V65H58ZM68 66H69V65H68ZM72 66H73V65H72ZM77 66H76V68H77ZM88 66H89V65H88ZM88 66H87V67H88ZM91 66H92V65H91ZM94 66H95V64H94ZM97 66H98V65H97ZM97 66H96V67H97ZM103 66H100V67H103ZM105 66H104V67H105ZM110 66H111V65H110ZM117 66H118V65H117ZM126 66H128V65H125L124 67H126ZM129 66H130V64H129ZM159 66H160V64H159ZM185 66H186V65H185ZM196 66H197V65H196ZM203 66H204V65H203ZM216 66H218V65H216ZM220 66H221V65H220ZM227 66H228V65H227ZM233 66H234V65H233ZM239 66H240V65H239ZM254 66H255V65H252L251 67H254ZM260 66H261V64H260ZM6 67H7V66H6ZM9 67H10V64H9ZM9 67H8V68H9ZM11 67H12V66H11ZM14 67H15V66H14ZM14 67H13V68H14ZM34 67H35V66H34ZM36 67H38V65H37ZM36 67H35V68H36ZM52 67H53V66H52ZM62 67H64V66H62ZM73 67H74V66H73ZM84 67H85V66L83 65V68H82V67H80V68L84 69ZM87 67H86V68H87ZM98 67H99V66H98ZM113 67H114V66H113ZM120 67H121V65H120ZM120 67H119V68H120ZM146 67H147V66H146ZM146 67H145V68H146ZM166 67H168V66H166ZM175 67H176V66H175ZM177 67H178V66H177ZM189 67H190V66H189ZM191 67H194V66L192 65ZM201 67H202V66H201ZM230 67H231V66H230ZM236 67H237V66H236ZM248 67H250V66L248 65ZM248 67H246L247 70L249 69ZM251 67H250V68H251ZM20 68H23V65H22V67L20 66ZM25 68H27V67L25 66L23 69H25ZM30 68H31V67H30ZM39 68L41 69V67H39ZM39 68H38L37 70H39ZM42 68H46V67L43 66ZM50 68H51V67H50ZM60 68H61V66H60ZM64 68L66 69V67H64ZM64 68H63V69H64ZM67 68H68V67H67ZM71 68H72V67H71ZM78 68H79V67H78ZM80 68H79V69H80ZM88 68H89V67H88ZM92 68H93V66H92ZM106 68H107V67H106ZM108 68H109V70H110L112 67H109V66H108ZM127 68H128V67H127ZM138 68H139V67H138ZM141 68H142V67H141ZM154 68H155V67H154ZM173 68H174V67H173ZM182 68H183V67H182ZM182 68H181V70H182ZM198 68H200V67H198ZM198 68H195V69H198ZM202 68H203V69H206L205 67H202ZM219 68H220V67H219ZM224 68H225V67H224ZM226 68H227V67H226ZM232 68H233V67H232ZM9 69H10V68H9ZM27 69H28V68H27ZM48 69H49V68H48ZM55 69H56V67H55ZM58 69H59V68H58ZM58 69H57V70H58ZM69 69H70V68H68V70H69ZM73 69H75V68H73ZM94 69H95V68H94ZM97 69H98V68H97ZM113 69H114V68H113ZM124 69H126V68H124ZM133 69H134V68H133ZM157 69H158V67H157ZM165 69L167 70V68H165ZM165 69H162V71H164ZM185 69H186V68H185ZM200 69H201V68H200ZM207 69H208V68H207ZM230 69H231V68H230ZM3 70H4V69H3ZM5 70H6V69H5ZM7 70H8V69H7ZM10 70H12V69H10ZM13 70H14V69H13ZM16 70H18V68H17ZM29 70H30V69H29ZM51 70H52V69H51ZM75 70H76V69H75ZM84 70H85V69H84ZM98 70H99V69H98ZM101 70L103 71L104 68L101 69ZM120 70H121V68H120ZM126 70H127V69H126ZM179 70H180V69H179ZM183 70H184V68H183ZM193 70H194V69H193ZM226 70H227V69H226ZM226 70H225V74H227V73H226V72H227ZM252 70H253V69H252ZM252 70H251V71H252ZM254 70H255V69H254ZM254 70H253V71H254ZM257 70H258V68H257ZM257 70H256V72H257ZM261 70H262V68H261ZM14 71H15V70H14ZM14 71H13V72H14ZM19 71H20V70H18V72L15 71V73L17 74V73H19ZM23 71H24V70H23ZM31 71H32V70H31ZM39 71H40V70H39ZM43 71H44V70H43ZM49 71H50V70H49ZM69 71H70V70H69ZM69 71H68V72H69ZM71 71H72V70H71ZM82 71H83V70H82ZM82 71H81V72H82ZM87 71H88V70H87ZM95 71H97V70L95 69ZM99 71H100V70H99ZM99 71H97V72H99ZM107 71H108V70H107ZM107 71L105 70V73H106ZM113 71H114V70H113ZM113 71H111V72H113ZM116 71H117V73H118V69H117ZM122 71H123V69H122ZM131 71H132V69H131ZM135 71H136V70H135ZM145 71H146V70H145ZM167 71H168V70H167ZM167 71H166V72H167ZM186 71H188V70H186ZM195 71H196V70H195ZM197 71H198V70H197ZM199 71H200V70H199ZM202 71L205 72L204 70H202ZM209 71H211V68L209 69ZM219 71H220V70H219ZM221 71H222V70H221ZM221 71H220V72H221ZM253 71H252V72H253ZM262 71H264V70H262ZM3 72H4V71H3ZM3 72H1V73L3 74ZM10 72H11V71H10ZM13 72L10 73V74H15V73H13ZM53 72L55 73V71H53ZM63 72H64V71H63ZM84 72H85V71H84ZM90 72H91V69H90ZM90 72H89V73H90ZM103 72H104V71H103ZM114 72H115V71H114ZM114 72H113V73H114ZM119 72L121 73V71H119ZM124 72H125V71H124ZM141 72H142V71H141ZM146 72H147V71H146ZM149 72H150V71H149ZM192 72H193V71H192ZM214 72H218V70H216V71H214ZM220 72H219V74H220ZM228 72H229V70H228ZM259 72L261 73V71H259ZM5 73H6V72H5ZM5 73H4V75H6ZM20 73H21V72H20ZM25 73H26V72H25ZM56 73H58V72L56 71ZM66 73H67V72H66ZM66 73H65V74H66ZM86 73H88V72H86ZM94 73H95V72H94ZM94 73H93V76H94ZM100 73H101V72H100ZM108 73H109V72H108ZM117 73H114V74H117ZM122 73H123V72H122ZM122 73H121V74H122ZM132 73H133V72H132ZM142 73H143V72H142ZM193 73H194V72H193ZM205 73H206V72H205ZM205 73H204V74H205ZM211 73H213V72H211ZM222 73H223V74H222ZM222 73H221L222 76L225 75L224 72H222ZM262 73H264V72H262ZM262 73H261V74H262ZM16 74H15V75H16ZM44 74H45V73H44ZM59 74H60V73H59ZM59 74H58V75H59ZM61 74H62V73H61ZM67 74H68V73H67ZM106 74H107V73H106ZM111 74H112V73H111ZM114 74H113V75H114ZM123 74H125V73H123ZM134 74H135V73H134ZM146 74H147V73H146ZM153 74H154V73H152V75H151L152 77H153ZM155 74H159V75H160V73H155ZM196 74H197V73H196ZM199 74H200V73H199ZM206 74H208V71H207ZM216 74H217V73H215V75H216ZM255 74H256V73H255ZM258 74H259V73H258ZM24 75H25V74H24ZM27 75H28V74H27ZM68 75H69V74H68ZM70 75H71V74H70ZM70 75H69V76H70ZM90 75H91V74H90ZM90 75H89V76H90ZM100 75H101V77H103L102 74H100ZM100 75H99V76H100ZM109 75H110V74H109ZM109 75H108V77H109ZM119 75H120V74H119ZM140 75H141V74H140ZM161 75H162V72H161ZM164 75H165V73H164ZM202 75H203V74H202ZM215 75H214V77H215ZM229 75H230V74H229ZM232 75H234V74H232ZM232 75L229 76L228 78L232 77ZM250 75H251V74H250ZM0 76L3 77V75H0ZM7 76H8V75H7ZM7 76H6V77H7ZM18 76H19V75H18ZM29 76H30V75H29ZM29 76H27V77H29ZM43 76H44V75H43ZM56 76H57V74H56ZM127 76H128V75H127ZM162 76H163V75H162ZM162 76H159V77L161 78ZM198 76H199V75H198ZM198 76H197V77H198ZM200 76H201V75H200ZM203 76H204V75H203ZM205 76H206V75H205ZM219 76H220V75H219ZM222 76H221V77H222ZM225 76H226V75H225ZM4 77H5V76H4ZM6 77H5V78H6ZM9 77H10V76H9ZM24 77H25V76H24ZM27 77H26L25 79H27ZM30 77H31V76H30ZM30 77H29V78H30ZM35 77H36V73H35ZM40 77H41V74H40ZM96 77H98V76L96 75ZM104 77H106V76H104ZM104 77H103V79H104ZM141 77H142V76H141ZM152 77H151V80H153ZM154 77H155V76H154ZM156 77H157V76H156ZM156 77H155L154 79L158 80V77H157V78H156ZM217 77H218V76H217ZM217 77H216V79H217ZM223 77H224V76H223ZM10 78H12V75H11ZM21 78H22V77H21ZM36 78H39V77H36ZM56 78H57V77H56ZM58 78H59V77H58ZM88 78H89V77H88ZM91 78H93V77H91ZM109 78H110V77H109ZM148 78H149V77H148ZM6 79H8V78H6ZM6 79H4V81H5ZM82 79H83V78H82ZM101 79H102V78H101ZM111 79H112V78H111ZM116 79H117V78H116ZM149 79H150V78H149ZM205 79H206V78H205ZM208 79H209V77H208ZM208 79H206V80H208ZM212 79H213V78H212ZM214 79H215V78H214ZM214 79H213V80H214ZM220 79H221V78H219L218 80L220 81ZM233 79H235V78L233 77ZM8 80H9V79H8ZM8 80H7V82H8ZM29 80H30V79H29ZM35 80H36V79H35ZM35 80H34V81H35ZM44 80H45V79H44ZM49 80H50V79H49ZM58 80H59V79H58ZM58 80H57V81H58ZM85 80H86V79H85ZM95 80H96V79H95ZM104 80H105V79H104ZM104 80H103V81H104ZM106 80H107V79H106ZM118 80H119V79H118ZM124 80H125V79H124ZM126 80H127V79H126ZM128 80H129V79H128ZM132 80H133V79H132ZM132 80H130V81H132ZM156 80H155L154 82H153V81H152V82L155 83V82H157ZM161 80H162V78H161ZM161 80H160V81H161ZM164 80H165V78H164ZM213 80H212V81H213ZM218 80H217V83L219 82ZM223 80L225 81L226 78L223 79ZM223 80H221V81H223ZM227 80H228V79H227ZM37 81H38V80H37ZM40 81H41V80H40ZM42 81H43V80H42ZM46 81H48V80H46ZM60 81H61V79H60L58 82H60ZM62 81H63V80H62ZM65 81H66V80H65ZM79 81H80V80H79ZM79 81H78V82H79ZM87 81H88V80H87ZM87 81H86V82H87ZM91 81H92V79H91ZM107 81H108V80H107ZM110 81H112V80H110ZM122 81H123V80H122ZM203 81H204V80H203ZM215 81H216V80H215ZM229 81H231V80H229ZM229 81H228V82H229ZM48 82H49V81H48ZM50 82H51V81H50ZM55 82H56V81H55ZM76 82H77V81H76ZM98 82H99V81H98ZM123 82H124V81H123ZM123 82H122V83H123ZM133 82L135 83V81H133ZM142 82H144V81H142ZM145 82H146V81H145ZM145 82H144V83H145ZM148 82H149V80H148ZM165 82H166V81H165ZM188 82H189V81H188ZM191 82H192V81H191ZM191 82H190V84H191ZM193 82H194V81H193ZM193 82H192V83H193ZM204 82H206V81H204ZM204 82H203L202 84H204ZM207 82H210V81H207ZM225 82H226V81H225ZM228 82H227V83H228ZM3 83H4V82H3ZM9 83H12V82L9 81ZM30 83H31V82H30ZM32 83H33V82H32ZM39 83H40V82H39ZM45 83H46V82H45ZM51 83H52V82H51ZM68 83H69V82H68ZM68 83H67V84H68ZM80 83H81V82H80ZM94 83H95V82H94ZM100 83H103V82H100ZM100 83H98V85H99ZM109 83H110V82H109ZM131 83H132V82H131ZM131 83H130V84H131ZM136 83H138V82H136ZM153 83H152V84H153ZM158 83H159V82H158ZM186 83H187V82H186ZM229 83H230V82H229ZM229 83H228V85H229ZM13 84H14V82H13ZM26 84H27V83H25V85H26ZM28 84H29V82H28ZM28 84H27V86L30 87V85H28ZM57 84H58V83H57ZM76 84H77V83H76ZM87 84H89V83H87ZM104 84H105V83H104ZM110 84H111V83H110ZM120 84H121V81H120ZM120 84H118V85L121 86ZM140 84H142V83L140 82ZM140 84H138V86H139ZM147 84H149V85H147ZM150 84H151L150 82H149V83H145V85H147V86H149V87H150ZM161 84H162V83H161ZM169 84H170V83H169ZM169 84H168V85H169ZM205 84H206V83H205ZM211 84H212V83H211ZM220 84H221V83H220ZM222 84H223V83H222ZM230 84H231V83H230ZM59 85H60V83H59ZM65 85H66V84H65ZM79 85H80V84H79ZM84 85H85V84H84ZM89 85H90V84H89ZM105 85H106V84H105ZM105 85H104V86H105ZM118 85H117V86H118ZM145 85L143 84V85H140V86H141V87L144 86V88H145ZM162 85H163V84H162ZM162 85H161V86H162ZM181 85H182V84H181ZM181 85H180V86H181ZM188 85H189V84H188ZM194 85H195V84H194ZM198 85H200V84H198ZM218 85H219V84H218ZM61 86H62V84H61ZM80 86H81V85H80ZM99 86H101V88H103L102 85H99ZM123 86H124V85H123ZM132 86H133V85H132ZM140 86H139V87H140ZM151 86H152V85H151ZM154 86H155V85H154ZM184 86H185V84H184ZM190 86H191V85H190ZM192 86H193V84H192ZM195 86H196V85H195ZM221 86H222V85H221ZM250 86H251V85H250ZM23 87H24V86H23ZM31 87H32V86H31ZM63 87H64V86H63ZM89 87H91V86H89ZM95 87H96V86H95ZM97 87H98V86H97ZM109 87H110V89H113L114 86L112 87V86L109 85ZM109 87L107 86L106 88H109ZM111 87H112V88H111ZM115 87H116V86H115ZM121 87H122V86H121ZM130 87H131V86H130ZM135 87H137V84H135ZM141 87H140V90H143V89H141ZM164 87H165V86H164ZM187 87H188V86H187ZM198 87H199V86H198ZM201 87H202V86H201ZM203 87H204V86H203ZM203 87H202V88H203ZM218 87H219V86H218ZM224 87H226V86H224ZM252 87H254V86H252ZM259 87H260V86H259ZM262 87H263V86H262ZM24 88H25V87H24ZM27 88H28V87H26V89H27ZM59 88H60V87H59ZM76 88H77V87H76ZM82 88H83V87H82ZM86 88H87V86H86ZM92 88L94 89V85H93ZM92 88H91V90H92ZM104 88H105V87H104ZM104 88H103V89H104ZM106 88H105V89H106ZM122 88H124V87H122ZM125 88H126V87H125ZM125 88H124V89H125ZM127 88H128V87H127ZM162 88H163V87H162ZM173 88H174V86H173ZM173 88L171 87V89H173ZM178 88H179V87H178ZM188 88H189V87H188ZM204 88H205V87H204ZM20 89H21V88H20ZM29 89H31V88H29ZM32 89H33V88H32ZM49 89H50V88H49ZM52 89H53V88H52ZM61 89H62V88H61ZM70 89H71V88H70ZM72 89H73V88H72ZM96 89H97V88H96ZM99 89H100V88H99ZM105 89H104V90H105ZM115 89H117V88H115ZM115 89H113V90H115ZM155 89H156V88H155ZM179 89H180V88H179ZM192 89H193V88H192ZM199 89H200V88H199ZM209 89H210V88H209ZM219 89H220V88H219ZM224 89H227V88H224ZM229 89H230V87H228V91H229ZM263 89H264V88H263ZM46 90H47V89H46ZM46 90H45V91H46ZM67 90H68V89H67ZM78 90H81V89H78ZM89 90H90V89H89ZM89 90H85V92H83V93H86V91H89ZM104 90H103V91H104ZM106 90H107V89H106ZM108 90H109V89H108ZM118 90H119V88H118ZM118 90H117V91H118ZM120 90H121V89H120ZM130 90H131V89H130ZM138 90H139V89H138ZM145 90H146V89H145ZM156 90H157V89H156ZM176 90H177V89H176ZM187 90H189V89H187ZM194 90H195V87H194ZM200 90H201V89H200ZM202 90H203V89H202ZM202 90H201V91H202ZM211 90H212V89H211ZM222 90H223V89H222ZM256 90H257V89H256ZM22 91H23V90H22ZM43 91H44V90H43ZM45 91H44V92H45ZM53 91H54V89H53ZM60 91H61V90H59V92H60ZM94 91H96V90H94ZM99 91H101V90H98V92H99ZM103 91H102V92H103ZM110 91H111V90H110ZM124 91H125V90H124ZM128 91H129V90H127V92H128ZM133 91H134V90H133ZM161 91H162V90H161ZM163 91H165V90H163ZM163 91H162V93H163ZM182 91H185V89L182 90ZM212 91H214V89H213ZM219 91H221V89H220ZM252 91H253V90H252ZM257 91H259V90H257ZM41 92H42V91H41ZM46 92H48V93H45V94H47V95L50 94L49 91H46ZM50 92H51V91H50ZM54 92H57V90L54 91ZM78 92H79V91H78ZM92 92H93V91H92ZM96 92H97V91H96ZM107 92H108V91H107ZM111 92H112V91H111ZM120 92H121V91H120ZM122 92H123V90H122ZM135 92H136V91H135ZM139 92L142 94L143 91H142V92L139 91ZM146 92H148V91H146ZM149 92H150V91H149ZM152 92H155V91H152ZM167 92H168V91H167ZM170 92H171V91H170ZM191 92H192V91H191ZM216 92H218V91H216ZM60 93H62V92H60ZM60 93H59V94H60ZM75 93H76L75 95L78 94L76 91H75ZM94 93H95V92H94ZM114 93H116V92L113 91V94H114ZM131 93H132V92H130V94H131ZM136 93H137V92H136ZM140 93H138L139 96L141 95ZM150 93H151V92H150ZM157 93H159V92H157ZM177 93H178V92H177ZM179 93H180V92H179ZM181 93H182V92H181ZM186 93H187V92H186ZM186 93H185V94H186ZM212 93H214V92H212ZM252 93H253V92H252ZM256 93H257V92H256ZM256 93L254 92V94H256ZM263 93H264V92H263ZM20 94H21V93H20ZM25 94H26V93H25ZM40 94H41L40 96H42V94H44V93L42 92V93H40ZM45 94H44V95H45ZM51 94H52V93H51ZM70 94H71V93H70ZM80 94H81V93H80ZM88 94H89V93H88ZM88 94L86 93V95H87V98H86L87 101L89 100V96H90V95L88 96ZM90 94H93V93H91V91H90ZM96 94H97V93H96ZM96 94H95V95H96ZM107 94H108V93H107ZM117 94H118V93H117ZM117 94H116V95H117ZM138 94H135V95L138 96ZM147 94H148V93H147ZM152 94H153V93H152ZM152 94H151V95H152ZM159 94H161V93H159ZM182 94H183V93H182ZM182 94H179V95H181V98L183 99L186 95L182 96ZM188 94H189V92H188ZM210 94H211V93H210ZM214 94H215V93H214ZM221 94H222V91H221ZM257 94H258V93H257ZM44 95H43V96H44ZM47 95H46V96H47ZM53 95H54V94H52L51 96L53 97ZM55 95H56V94H55ZM63 95H64V94H63ZM63 95L61 94L62 97H63ZM66 95H67V93H66ZM66 95H64L63 98H65ZM71 95H72V96H75V95H73V94H71ZM71 95L69 96V99H67V98H68V95H67V97L65 98V99L67 100V102L70 100V97H72ZM82 95H83V94H82ZM86 95H85V96H86ZM93 95H94V94H93ZM143 95H144V93H143ZM166 95H167V94H166ZM169 95H171V94H169ZM172 95H173V94H172ZM175 95H176V93H175ZM194 95H195V94H193V96H194ZM196 95H197V94H196ZM217 95H219V93H218ZM250 95H251V94H250ZM250 95L248 94V97H249ZM261 95H264V94H261ZM24 96H25V95H24ZM27 96H28V94H27ZM48 96H50V95H48ZM77 96L80 97L81 95H77ZM98 96H99V95L97 94V97H98ZM105 96H106V95L104 94V97H105ZM108 96H109V95H108ZM111 96H114V95H111ZM118 96H119V95H118ZM146 96H147V95H146ZM146 96H145V97H146ZM160 96H161V95H160ZM173 96H174V95H173ZM173 96H172V97H173ZM193 96H192V100L195 99V98H193ZM212 96H213V95H212ZM222 96H223V95H222ZM245 96H246V95H245ZM255 96H256V95H255ZM19 97H22V96L19 95ZM38 97H39V96H38ZM44 97H45V96H44ZM44 97H43V98H44ZM83 97H84V95H83ZM102 97H103V96H102ZM106 97H107V96H106ZM119 97L122 98V99H123V98H130V99H131V98H132V95L130 96L129 94H127V95H124V94L122 95V94H121V96H119ZM134 97H135V96H134ZM140 97H141V96H140ZM140 97H139V98H140ZM157 97H158V96H157ZM162 97H163V96H162ZM162 97H161V98H162ZM164 97H165V95H164ZM169 97H170V96H169ZM176 97H178V94L176 95ZM187 97H190V96L187 95ZM194 97H195V96H194ZM207 97H209V94H208ZM207 97H206V98H207ZM39 98H40V97H39ZM43 98H42V100H43ZM50 98H51V97H50ZM56 98L58 99V95H56ZM63 98L59 97L60 100H61V99L64 100ZM73 98L75 99V97H73ZM90 98H91V97H90ZM111 98H112V97H111ZM148 98H149V97H148ZM152 98H153V97H152ZM173 98H174V97H173ZM181 98H180V99H181ZM185 98H186V97H185ZM197 98H198V97H197ZM197 98H196V99H197ZM213 98H214V97H213ZM217 98H219V97H217ZM245 98H247V97H245ZM253 98H254V97H253ZM263 98H264V97H263ZM37 99H38V98H37ZM59 99H58V100H59ZM76 99H77V98H76ZM86 99H85V101H86ZM99 99H100V97L98 98V101H99V103H100L101 101H100ZM142 99H143V98H142ZM157 99H158V98H157ZM166 99H168V98H166ZM171 99H172V98H171ZM175 99H177V98H175ZM189 99H191V98H189ZM189 99H188V100H189ZM207 99H208V98H207ZM38 100H39V99H38ZM42 100H41V101H42ZM55 100H56V99H55ZM58 100H57V102H58ZM62 100H61V101H62ZM66 100H65V101H66ZM72 100H73V99H72ZM78 100H80V99H78ZM78 100H77V101H78ZM81 100H82V99H81ZM83 100H84V98H83ZM101 100H102V99H101ZM105 100H106V99H105ZM124 100H126V99H124ZM137 100H138V99H137ZM150 100H151V99H150ZM150 100H149V101H150ZM153 100H154V99H153ZM155 100H156V99H155ZM155 100H154V101H155ZM159 100H160V98H159ZM162 100H163V99H162ZM173 100H174V99H172V104H173V102H176V103H177V101H173ZM178 100H179V98H178ZM192 100H191V101H192ZM202 100H203V99H202ZM208 100H210V99H208ZM214 100H215V99H214ZM256 100H257V99H256ZM39 101H40V100H39ZM70 101H71V100H70ZM70 101H69V102H70ZM89 101H90V100H89ZM94 101H96V100H94ZM98 101H97V103H98ZM109 101H110V100H109ZM140 101H141V100H140ZM147 101H148V100H147ZM154 101H153V102H154ZM168 101H171V100H168ZM182 101H183V100H182ZM184 101H187V100H184ZM189 101H190V100H189ZM189 101H188V102H189ZM193 101H194V100H193ZM195 101L198 102L197 100H195ZM233 101H234V100H233ZM233 101H232V102H233ZM235 101H236V100H235ZM235 101H234V102H235ZM239 101H240V100H239ZM258 101H259V100H257V102H258ZM37 102H38V101H37ZM46 102L49 103V102H51V101L48 100V101H46ZM53 102H54V100H53ZM62 102H64V101H62ZM69 102H68V103H69ZM74 102H75V101H74ZM90 102H92V101H90ZM105 102H106V101H105ZM115 102H116V101H115ZM118 102H119V100L117 101V103H118ZM120 102H121V101H120ZM125 102H126V101H125ZM132 102H133V101H132ZM134 102H135V101H134ZM141 102H142V101H141ZM151 102H152V100H151ZM155 102H156V101H155ZM155 102H154V103H155ZM157 102H158V101H157ZM204 102H205V100H204ZM213 102H214V101H213ZM242 102H243V101H242ZM40 103H41V102H40ZM42 103H43V101H42ZM44 103H45V102H44ZM71 103H72V102H71ZM82 103H83V102H82ZM92 103H95V102H92ZM109 103H110V102H109ZM109 103H107V105H111V106L113 105L112 107L114 108V103H111V104H109ZM135 103H136V102H135ZM135 103H134V104H135ZM137 103H138V104H141V105L143 104V102H142V103L137 102ZM149 103H150V102H149ZM159 103H160V101H159ZM159 103H158V104H159ZM162 103H163V102H162ZM167 103H169V102H167ZM167 103H165V104H167ZM179 103H180V101H179ZM179 103H177V104L179 105ZM181 103H183V102H181ZM184 103H185V102H184ZM202 103H203V102H202ZM207 103H208V102H207ZM211 103H212V100H211ZM211 103L209 102V104H211ZM214 103H215V102H214ZM214 103H213V104H214ZM250 103H253V104H254L255 101H254V102H250ZM52 104H53V103H52ZM76 104H77V103H76ZM101 104H102V102H101ZM101 104H100V106L103 107L104 104H103V106H102ZM115 104H116V103H115ZM118 104H119V103H118ZM131 104H132V103H131ZM158 104H156V105L158 106ZM172 104H171V105H172ZM205 104H206V103H205ZM213 104H212V105H213ZM230 104H231V103H230ZM241 104H242V103H241ZM245 104H246V103H245ZM259 104H260V103H259ZM262 104H263V103H262ZM43 105H44V104H43ZM43 105H42V106H43ZM47 105H48V104H47ZM47 105H46V107H47ZM54 105H55V103H54ZM54 105H53V108H54ZM57 105H58V103H57ZM59 105H60V104H59ZM63 105H64V104H63ZM65 105H66V104H65ZM94 105H95V104H94ZM96 105H97V104H96ZM105 105H106V103H105ZM122 105H123V103H122ZM127 105H128V104H127ZM141 105H137V107H136V105H133V106L139 109L138 106H141ZM145 105H147V104H145ZM145 105H144V107H145ZM156 105H155V106H156ZM174 105H175V103H174ZM236 105H237V104H236ZM248 105H249V103H248ZM250 105H251V104H250ZM257 105H258V104L255 103V106H257ZM55 106H56V105H55ZM82 106H83V105H82ZM100 106H99V107H100ZM117 106H118V105H117ZM117 106H116V108H118ZM130 106H131V105H130ZM147 106H148V105H147ZM147 106H146V107H147ZM152 106H153V105H152ZM164 106H165V105H164ZM176 106H177V105H176ZM176 106H175V108H176ZM205 106H206V105H205ZM214 106H217V104H215ZM239 106H240V105H239ZM43 107H44V106H43ZM46 107H44V109H45ZM48 107H50V106H48ZM59 107H60V108H59ZM59 107H57V110H58V108L61 109V106H59ZM63 107H64V106H63ZM107 107H109V106H107ZM112 107H111V108H112ZM121 107H124V106H121ZM128 107H129V105H128ZM131 107H132V106H131ZM134 107H133V109H134ZM148 107L150 108V106H148ZM159 107H162V105H161V106H158V107H157V110H154V112H153L154 114H155V111L158 112L159 110H161ZM165 107H166V106H165ZM178 107H179V106H177V109H178ZM180 107H182V105H181ZM180 107H179V108H180ZM183 107H184V106H183ZM185 107H186V106H185ZM249 107H250V106H249ZM259 107H261V106L259 105ZM53 108H52V109H53ZM55 108H56V107H55ZM55 108H54V109H55ZM65 108H66V107H65ZM67 108H69L68 105H67ZM67 108H66V109H67ZM71 108H72V106L69 108V110H71ZM109 108H110V107H109ZM111 108H110V109H111ZM119 108H120V107H119ZM124 108H125V107H124ZM153 108L156 109V107H153ZM163 108H164V107H163ZM167 108H168V106H167ZM167 108H166V109H167ZM173 108H174V106H173ZM175 108H174V109H175ZM204 108H205V107H204ZM204 108H203V111H204ZM208 108H209V107H208ZM208 108H207V109H208ZM214 108H216V107H214ZM49 109L51 110V108H49ZM66 109H65V110H66ZM114 109H115V108H114ZM120 109H121V108H120ZM122 109H123V108H122ZM138 109H136V110H138ZM180 109H181V108H180ZM180 109H179V110H180ZM211 109H212V107H211ZM252 109H253V108H251L250 110H252ZM255 109L257 110V108H255ZM115 110H116V109H115ZM118 110H119V109H118ZM118 110H117V111H118ZM128 110H129V108H128ZM130 110H131V108H130ZM134 110H135V109H134ZM140 110H141V107H140ZM140 110H139V111H140ZM145 110H146V109H145ZM149 110H150V109H149ZM171 110H172V109H171ZM175 110H176V109H175ZM175 110H174V111H175ZM205 110H206V108H205ZM220 110H221V109H220ZM220 110H219V111H220ZM55 111H56V109H55ZM67 111H68V110H67ZM142 111H143V110H141V112H142ZM172 111H173V110H172ZM219 111H218V113H219ZM252 111H253V110H252ZM254 111H255V110H254ZM261 111H262V110H261ZM136 112H137V111H136ZM151 112H152V110H151ZM160 112H161V111H160ZM160 112H159V113H160ZM204 112H205V111H204ZM207 112H209V114H211L210 111H207ZM214 112H216L215 109H214ZM255 112H257V111H255ZM258 112H259V111H258ZM147 113H149V112H147ZM161 113H162V112H161ZM176 113H177V112H176ZM176 113H174V114H176ZM183 113H185V112H183ZM216 113H217V112H216ZM259 113H260V112H259ZM144 114H145V111H144ZM151 114H152V113H151ZM154 114H153V116H154ZM212 114H213V113H212ZM214 114H215V113H214ZM214 114H213V115H214ZM260 114H261V115H264V111H263V114H262V113H260ZM179 115H180V113H179ZM187 115H189V114H185V116H187ZM220 115H221V113H220ZM255 115L258 116L257 113H256ZM261 115H260V116H261ZM158 116H159V115H158ZM166 116H168V114H167ZM166 116H165V118H168V117H166ZM170 116H173V115H172V114L169 115V119H172L173 117L170 118ZM174 116L177 117L178 115H174ZM185 116L183 115V118H182V120H184V118H185L184 121H186V119H187V117H185ZM218 116H219V115H218ZM176 117H175V118H176ZM178 117H179V116H178ZM178 117H177V118H178ZM181 117H182V116H181ZM188 117H189V116H188ZM190 117H191V116H190ZM262 117H263V116H262ZM262 117H260V119H263ZM150 118L153 119L154 117L151 116ZM156 118H157V116H156ZM162 118H164V117H163V116L160 117V119H162ZM175 118H173V119H175ZM196 118H197V117H196ZM220 118H221V116H220ZM220 118L218 117L219 120H220ZM87 119H88V118H87ZM92 119H94V118H92ZM92 119H91V120H92ZM139 119H140V118H139ZM139 119H138V120H139ZM154 119H155V118H154ZM160 119H158V121H160ZM169 119H168V120H169ZM179 119H180V118H179ZM179 119H177V120H179ZM192 119H193V118H192ZM197 119L199 120V118H197ZM74 120H75V119H74ZM74 120H71L72 123H73ZM94 120H95V119H94ZM138 120H137V121H138ZM188 120L192 121L191 118L188 119ZM188 120H187V121H188ZM256 120H258V119L256 118ZM82 121H83V120H82ZM84 121H85V120H84ZM89 121H90V119H89ZM152 121H153V120H152ZM152 121H149V122H152ZM154 121H155V120H154ZM175 121H176V120H175ZM187 121H186V122H187ZM190 121H189V122H190ZM200 121H201V120H200ZM258 121H259V120H258ZM260 121H261V120H260ZM262 121H263V120H262ZM262 121H261V124L263 123ZM86 122H87V121H86ZM91 122H92V121H91ZM96 122H97V121H96ZM96 122H95V123H96ZM138 122H139V121H138ZM140 122H141V124H139V125H142V122H143V121H140ZM149 122H148V123H149ZM161 122H162V120H161ZM164 122H166V121L164 120ZM167 122H168V121H167ZM169 122H171V120H170ZM178 122H179V121H178ZM198 122H199V121H198ZM205 122H206V121H205ZM69 123L71 124V122H69ZM69 123H68V124H69ZM77 123L80 124V122H77ZM77 123H75V124L77 125ZM87 123H88V122H87ZM93 123H94V122H92V124H93ZM95 123H94V124H95ZM123 123H125V122H123ZM144 123H145V122H144ZM153 123H154V122H153ZM157 123H158V122H156L155 124H157ZM162 123H163V122H162ZM173 123H174V121H173ZM187 123H188V122H187ZM191 123H192V122H191ZM193 123H194V122H193ZM193 123H192V125H193ZM196 123H197V122H196ZM200 123H201V122H200ZM200 123H199V125H200ZM220 123H221V122H220ZM255 123H256V122H255ZM70 124H69V125H70ZM79 124H78L77 126L79 127V126L81 125V127H82V122H81L80 125H79ZM89 124H90V122H89ZM92 124H90V125H92ZM120 124H122V123H120ZM120 124H119V125H120ZM127 124H128V123H127ZM129 124H130V122H129ZM134 124H135V122H134ZM134 124L132 123L133 126H134ZM146 124H147V123H146ZM149 124H150V123H149ZM155 124H152V123H151V127H152L153 125L155 126ZM158 124H159V123H158ZM158 124H157V125H158ZM160 124H161V123H160ZM194 124H195V123H194ZM204 124H205V123H204ZM206 124H207V123H206ZM256 124H258V123H256ZM261 124H260V125H261ZM0 125H1V124H0ZM69 125H65V128H66V126L69 127ZM85 125L89 126L88 124H85V123H84V124H83V127H84ZM99 125H100V124H99ZM99 125L95 126V128H96V127L98 128ZM117 125H118V124H117ZM123 125H124V124H122V126H123ZM130 125H131V124H130ZM130 125H129V126H130ZM136 125H138V124L136 123ZM136 125H135V126H136ZM143 125H144V124H143ZM177 125H178V123H177L175 126H177ZM182 125H183V124H182ZM182 125H181V126H182ZM195 125H196V124H195ZM254 125H255V124H254ZM262 125L264 126V124H262ZM93 126H94V125H93ZM115 126H116V125H115ZM115 126H113V129H114ZM124 126H125V125H124ZM144 126L147 127L146 125H144ZM148 126H150V125H148ZM175 126H174V127H175ZM181 126H180V127H181ZM187 126H188V125H187ZM193 126H194V125H193ZM197 126H198V125H197ZM200 126H201V125H200ZM209 126H210V124H209ZM81 127L78 128V129H81ZM83 127H82V128H83ZM102 127H103V126H102ZM102 127H101V128H102ZM108 127H110V126H108ZM108 127H107V128H108ZM130 127L132 128V126H130ZM136 127H137V126H136ZM138 127H139V126H138ZM145 127H143V128H145ZM155 127H156V126H155ZM167 127H168V125H167ZM184 127H185V126H184ZM188 127H190V125H189ZM188 127H187V129H188ZM198 127H199V126H198ZM198 127H197V128H198ZM204 127H206V126H204ZM204 127H203V129H204ZM245 127H246V126H245ZM251 127H252V126H251ZM253 127H254V126H253ZM73 128H74V126H73ZM86 128H87V127H86ZM86 128L84 127L85 130H86ZM91 128H92V126H91ZM103 128H104V127H103ZM111 128H112V127H111ZM111 128H109V129H111ZM116 128L119 129L118 126H117ZM116 128H115V129H116ZM124 128H125V127H124ZM126 128L129 129L128 126H127ZM126 128H125V129H126ZM133 128H134V127H133ZM147 128H148V127H147ZM165 128H166V127H165ZM172 128H173V126H172ZM191 128H192V126H191ZM199 128H200V127H199ZM199 128H198V129H199ZM211 128H212V126H211ZM216 128H217V127H216ZM216 128L214 127V130H215ZM218 128H220V127H218ZM218 128H217V129H218ZM246 128H247V127H246ZM246 128H245V129H246ZM256 128H258V129L260 130V128L258 127V125H257ZM261 128H263V127H261ZM69 129H70V128H69ZM71 129H72V127H71ZM76 129H77V127H76ZM93 129H94V127L92 128V131H93ZM113 129H111V130H113ZM115 129H114L113 131H115ZM118 129H117V130H118ZM120 129L123 130L122 127H121ZM120 129H119V130H120ZM149 129H150V128H149ZM162 129H163V128H162ZM162 129H161V130H162ZM168 129H169V128H167L166 130H168ZM177 129H178V128H177ZM185 129H186V128H185ZM187 129H186V130H187ZM189 129H190V128H189ZM195 129H196V128H195ZM206 129H207V127H206ZM206 129H205V131H206ZM222 129H223V128H221V130H222ZM224 129H225V128H224ZM242 129H243V128H241V130H242ZM248 129H250L249 126H248ZM254 129H255V127H254ZM263 129H264V128H263ZM72 130H73V129H72ZM85 130H84V131H85ZM96 130H97V129H96ZM96 130H95V131H96ZM130 130H131V129H130ZM140 130H141V129H140ZM140 130H139V131H140ZM142 130H143V129H142ZM147 130H148V129H147ZM151 130H153V129H151ZM157 130H158V129H157ZM212 130H213V129H212ZM218 130H219V129H218ZM236 130H237V129H236ZM238 130H239V128H238ZM241 130H239V131H241ZM243 130H244V129H243ZM243 130H242V131H243ZM74 131H75V130H74ZM90 131H91V130H90ZM95 131H93V132H95ZM100 131H101V130H100ZM107 131H108V130H107ZM125 131H126V130H125ZM137 131H138V130H137ZM144 131H145V130H144ZM148 131H149V130H148ZM153 131H154V130H153ZM171 131H172V130H171ZM178 131H179V129H178ZM188 131H193V132H194V129H191V130H188ZM199 131L201 132V128L199 129ZM223 131H224V130H223ZM226 131H227V130H226ZM233 131H235V130H233ZM249 131H250V130H249ZM249 131H248V132H249ZM251 131H253V130H251ZM256 131H257V129H256ZM261 131H262V130H261ZM261 131H260V132H261ZM14 132H15V131H14ZM72 132H73V131H72ZM76 132H77V131H76ZM87 132H88V131H87ZM104 132H105V131H104ZM116 132H117V131H116ZM142 132H143V131H142ZM146 132H147V131H146ZM150 132H151V131H150ZM162 132H163V130H162ZM167 132H168V131H167ZM172 132H173V131H172ZM174 132H175V131H174ZM181 132H183V131H181ZM181 132H180V133H181ZM195 132H196V131H195ZM200 132H199V133H200ZM203 132H204V131H203ZM217 132H218V131H217ZM236 132H238V131H236ZM88 133H89V132H88ZM90 133H91V132H90ZM96 133H97V132H96ZM96 133H95V134H96ZM99 133H100V132H99ZM99 133H98V134H99ZM102 133H103V132H102ZM117 133H118V132H117ZM134 133L136 134V132H134ZM153 133L155 134V132H153ZM157 133H159V132H157ZM157 133H156V134H157ZM177 133H178V132H177V130H176V134H177ZM184 133H185V132H184ZM201 133H202V132H201ZM213 133H214V132H213ZM227 133H228V131H227ZM227 133H226V134H227ZM233 133H235V132H233ZM242 133H243V132H242ZM242 133H240V134H242ZM255 133H256V132H255ZM12 134H13V133H12ZM19 134H20V133H19ZM22 134H23V133H22ZM22 134H21V136H22ZM110 134H111V133H110ZM113 134H114V132H113ZM139 134H140V132H139ZM143 134H144V133H143ZM149 134H150V133H149ZM151 134H152V133H151ZM156 134H155V135H156ZM159 134H160V133H159ZM159 134H157V135H159ZM165 134H167V133H165ZM168 134H170V133L168 132ZM182 134H183V133H182ZM197 134H198V133H197ZM202 134H203V133H202ZM216 134H217V135H216ZM223 134H225V133H223ZM230 134H231V133H229V135H230ZM237 134H238V133H237ZM244 134H245V132H244ZM253 134H254V132H253ZM258 134H259V133H258ZM25 135H27V133H26ZM34 135H35V134H34ZM39 135H40V134H39ZM39 135H38V136H39ZM42 135H43V134H41V136H42ZM89 135L91 136V134H88L87 136H89ZM107 135H108V133H107ZM131 135H133V134H131ZM145 135L147 136V134H145ZM155 135H154V136H155ZM163 135H164V134H163ZM186 135H187V134H186ZM186 135H185V137H184V136H183V137H184V138L189 137V139H190V136H188V135L186 136ZM190 135H192V134H190ZM195 135H196V134H195ZM199 135H200V134H199ZM256 135H257V134H256ZM262 135H264V134L261 133V136H262ZM38 136H37V137H38ZM43 136L45 137L46 135H43ZM43 136H42V137H43ZM102 136H103V135H102ZM102 136H100V137H102ZM138 136H139V135H138ZM146 136H145V137H146ZM148 136H149V135H148ZM151 136H152V135H151ZM160 136L162 137V133H161ZM160 136H159V137H160ZM174 136H175V135H174ZM208 136H209V135H208ZM211 136H212V135H211ZM217 136L219 137L220 135H218V133H215V136H214V137L217 138ZM226 136H228V135H226ZM233 136H234V135H233ZM238 136H239V135H238ZM246 136H247V135H246ZM258 136L260 137V135H258ZM13 137H14V136H13ZM33 137H34V136H33ZM39 137H40V136H39ZM96 137H98V135H97ZM107 137H108V136H107ZM107 137L105 138L106 141H108V140L110 139V138H109V139L107 140ZM134 137L138 138L136 135H135ZM134 137H132V138H134ZM152 137H153V136H152ZM159 137H158V138H159ZM172 137H173V136H172ZM175 137H176V136H175ZM175 137H173V138L176 140ZM178 137H181V136L178 135ZM183 137H181V138H183ZM193 137H194V136H193ZM193 137H191V138L194 140L195 138H193ZM196 137H197V136H196ZM201 137H202V135H201ZM204 137H205V136H204ZM204 137H203V139H204ZM221 137H222V135H221ZM224 137H225V136H224ZM224 137H223V138H224ZM228 137H229V136H228ZM234 137H236V136H234ZM234 137H233V138H234ZM241 137H242V136H241ZM15 138H16V136H15ZM24 138H25V137H24ZM40 138H41V137H40ZM52 138H53V137H52ZM132 138H131V139H132ZM139 138H142V136H140ZM143 138H144V137H143ZM155 138H156V137H155ZM184 138H183V139H184ZM198 138H199V137H198ZM206 138H208V137H206ZM216 138H215V139H216ZM219 138H220V137H219ZM219 138L217 139V142H218ZM229 138H230V137H229ZM229 138H228V139H229ZM242 138H243V137H242ZM244 138H245V135H244ZM251 138H252V137H251ZM256 138H258V137L256 136ZM8 139H9V138H8ZM44 139H45V138H44ZM49 139H50V141H51V138H49ZM98 139H99V138H98ZM151 139H152V138H151ZM151 139H150V140H151ZM164 139H166V138H164ZM168 139H170V138L168 137ZM168 139H167V140H168ZM174 139H173V142H174ZM187 139H188V138H187ZM187 139H186V140H187ZM199 139H200V138H199ZM201 139H202V138H201ZM210 139H211V138H210ZM212 139H213V137H212ZM226 139H227V137H226L225 139H223V140H226ZM228 139H227V140H228ZM248 139H250V138H248ZM258 139H259V138H258ZM260 139H262V137H260ZM6 140H7V139H6ZM16 140H17V139H16ZM34 140H35V139H34ZM95 140H96V139H95ZM99 140H100V139H99ZM99 140H98V143H99ZM112 140H114V138L111 139V141H112ZM133 140H135V139H133ZM133 140H132V141H133ZM137 140H140V139H137ZM137 140H136V141H137ZM146 140H147V138H146ZM148 140H149V139H148ZM159 140H160V139H158L157 141H158V143L160 144V141H159ZM184 140H185V139H184ZM206 140H207V139H206ZM206 140L204 139V141H206ZM230 140H232V138H231ZM4 141H5V140H4ZM8 141H9V140H8ZM11 141H12V140H11ZM54 141H55V140H54ZM89 141H91V139H90ZM93 141H94V140H93ZM93 141H92V142H93ZM103 141H104V140H103ZM106 141H104V143H105ZM115 141H116V139H115ZM117 141H118V140H117ZM129 141H130V140H129ZM155 141H156V140H155ZM155 141H153V142H155ZM162 141H163V138H162ZM162 141H161V143H162ZM164 141H166V140H164ZM164 141H163V142H164ZM177 141H178V138H177ZM179 141H181V140L179 139ZM196 141H198V140H196ZM220 141H221V139H220ZM228 141H229V140H228ZM232 141H234V144H237V145H238V144H239L238 142H240V138H239V141H238V142H237V140H235V139L232 140ZM242 141H243V140H242ZM244 141H245V140H244ZM253 141H255V136H254V140H252V142H253ZM257 141H258V140H257ZM262 141H264V140L262 139ZM0 142H2V139H1ZM6 142H7V141H6ZM15 142H16V141H15ZM18 142H20V140H19ZM24 142H25V141H24ZM33 142H35V141H33ZM37 142H38V141H37ZM39 142H40V141H39ZM39 142H38V143H39ZM41 142H42V141H41ZM41 142H40V143H41ZM46 142H47V141H46ZM51 142H52V141H51ZM92 142H91V143H92ZM94 142H95V141H94ZM109 142H110V140H109ZM125 142H126V141H125ZM140 142H141V141H140ZM142 142H143V141H142ZM148 142H150V141H148ZM148 142H146V144H147ZM182 142H184V141H182ZM182 142H181V143H182ZM188 142H189V141H188ZM230 142H231V141H230ZM235 142H236V143H235ZM250 142H251V141H250ZM258 142H259V141H258ZM260 142H261V141H260ZM10 143H11L12 146H13V143H12V142H10ZM26 143H27V142H26ZM26 143H25V144H26ZM42 143H43V142H42ZM52 143H53V142H52ZM87 143H88V142H87ZM98 143H97V144H98ZM112 143H113V141H112ZM114 143H115V142H114ZM117 143H118L117 145H119V142H117ZM123 143H124V142H123ZM123 143H122V145L125 144V143H124V144H123ZM126 143H127V142H126ZM135 143H136V142H134L132 146L135 147V145H136V146L139 145L138 143H136V144H135ZM143 143H144V142H143ZM150 143H151V142H150ZM156 143H157V142H156ZM158 143H157V144H158ZM165 143H166V142H165ZM168 143H170V142L168 141ZM174 143H176V142H174ZM177 143H178V142H177ZM179 143H180V142H179ZM179 143H178V144H179ZM190 143H191V142H190ZM201 143H203V142H201ZM205 143H206V142H205ZM207 143H208V140H207ZM209 143H210V142H209ZM224 143H225V142H223V144H224ZM226 143H227V141H226ZM226 143H225V144H226ZM245 143H247V142H245ZM6 144H8V142H7ZM11 144H10V145H11ZM19 144H20V143H19ZM21 144H22V143H21ZM21 144H20V145H21ZM35 144H36V143H35ZM49 144H50V143H49ZM55 144H56V142H55ZM55 144H54V146H55ZM92 144H93V143H92ZM95 144H96V143H95ZM95 144H94V145H95ZM100 144H101V143H100ZM102 144H103V142H102ZM131 144H132V143H131ZM131 144H130V142H129V144H127V145L130 146ZM134 144H135V145H134ZM152 144H153V143H152ZM159 144H158V145H159ZM182 144H183V143H182ZM185 144H186V143H185ZM191 144H192V143H191ZM203 144H204V143H203ZM219 144H220V142H219ZM223 144H222V147H223ZM240 144H241V143H240ZM248 144H249V143H248ZM250 144H251V143H250ZM253 144H256V142H255V143L253 142ZM253 144H252V145H253ZM262 144H264V143H262ZM1 145H2V143H1ZM4 145H5V143H4ZM8 145H9V144H8ZM8 145H6V146H8ZM27 145H28V144H27ZM30 145L32 146V144H29V146H30ZM33 145H34V144H33ZM36 145H38V147H39L41 144H40V145H39V144H36ZM44 145H46V144H44ZM47 145H48V144H47ZM51 145H52V144H51ZM89 145H90V144H89ZM94 145H92V146H94ZM98 145H99V144H98ZM106 145H107V144H106ZM106 145H105V147H108V145H107V146H106ZM117 145H116V148H117ZM120 145H121V144H120ZM122 145L120 146V148L122 147V149H123L124 147H123ZM147 145H149V143H148ZM161 145H163V143H162ZM165 145H167V144H165ZM173 145H174V144H173ZM176 145H177V144H176ZM176 145H175V146H176ZM192 145H193V144H192ZM198 145H199V144H198ZM204 145H205V147L207 146V144H204ZM228 145H230V143H228V144L226 145V147H227ZM232 145H233V144H232ZM243 145H246V144H243ZM6 146H5V148H6ZM15 146H16V145H14L13 147L15 148ZM22 146H23V145H22ZM24 146H26V145H24ZM24 146H23V148H24ZM34 146H35V145H34ZM41 146H42V145H41ZM52 146H53V145H52ZM56 146H57V145H56ZM102 146H103V145H102ZM112 146H113L112 148H115V145H112ZM129 146H128V147H129ZM144 146H145V144H144ZM144 146H143V149L145 150ZM154 146H155V145H154ZM168 146H169V144H168ZM171 146H172V145H171ZM171 146H170V147H171ZM179 146H180V145H178V147H179ZM241 146H242V145H241ZM256 146H257V144H256ZM258 146H259V145H258ZM263 146H264V145H263ZM13 147H12V148H13ZM18 147H19V146H18ZM18 147H17V149H18ZM32 147H33V146H32ZM50 147H51V146H50ZM130 147H131V146H130ZM138 147H140V146H138ZM149 147H150V146H149ZM157 147H158V146H157ZM159 147H160V146H159ZM165 147H166V146H165ZM165 147H164V148H165ZM172 147H173V146H172ZM199 147H200V146H199ZM208 147H209V144H208ZM210 147H211V146H210ZM210 147H209V148H210ZM233 147H234V146H233ZM242 147H243V146H242ZM244 147H245V146H244ZM248 147H249V146H248ZM12 148H11V150H12ZM29 148H30V147H29ZM33 148H37V147L35 146V147H33ZM48 148H49V147H48ZM48 148H47V149H48ZM51 148H53V147H51ZM51 148H49V149L51 150ZM58 148H59V147H58ZM118 148H119V147H118ZM135 148H136V147H135ZM135 148H134V149H135ZM140 148H141V147H140ZM140 148H139V149H140ZM147 148H148V147H147ZM154 148H155V147H154ZM174 148H175V147H174ZM176 148H177V147H176ZM181 148L183 149V147H181ZM184 148H185V147H184ZM192 148H194V147H192ZM220 148H221V146H220ZM224 148H225V146H224ZM231 148H232V147H231ZM245 148H246V147H245ZM252 148H253V146H252ZM260 148H261V147H260ZM260 148H259V149H260ZM15 149H16V148H15ZM15 149H14V150H15ZM26 149H27V146H26ZM31 149H32V148H31ZM41 149H42V148H41ZM104 149H105V148H104ZM109 149H110V148H109ZM125 149H126V146H125ZM143 149H142V150H143ZM166 149H167V148H166ZM170 149H171V148H170ZM185 149H186V148H185ZM187 149H188V148H187ZM189 149H190V148H189ZM194 149H195V148H194ZM229 149H230V148H229ZM238 149H239V147H238ZM242 149H243V148H242ZM248 149H249V148H248ZM254 149H256V147H255ZM254 149H253V150H254ZM18 150H19V149H18ZM34 150H35V149H34ZM105 150L107 151V149H105ZM111 150L113 151V149H111ZM115 150H117V149H115ZM123 150H124V149H123ZM135 150H137V149H135ZM151 150H152V149H151ZM156 150H158V149H156ZM162 150H163V146H162ZM162 150H161V151H162ZM175 150H177V149H175ZM175 150H174V151H175ZM191 150H192V149H191ZM253 150H252V151H253ZM260 150H261V149H260ZM15 151H16V150H15ZM15 151H14V152H15ZM19 151H20V154H21V149H20ZM19 151H18V152H19ZM39 151H41V150H39ZM42 151H43V150H42ZM47 151H48V150H47ZM47 151H46V152H47ZM56 151H57V148H56ZM56 151H55V153L58 152V151H57V152H56ZM64 151H65V150H64ZM108 151H109V150H108ZM125 151H126V150H124V152H125ZM152 151H154V150H152ZM158 151H159V150H158ZM161 151H160V152H161ZM172 151H173V148H172ZM181 151H182V150H181ZM240 151H241V150H240ZM240 151H239V152H240ZM256 151H257V150H256ZM11 152H12V151H11ZM14 152H13V153H14ZM22 152H23V151H22ZM46 152H41V153H45V155H46V154H47ZM60 152L62 153L63 151L59 150V153H60ZM115 152H116V151H115ZM117 152H118V150H117ZM120 152H121V151H120ZM122 152H123V151H122ZM122 152H121V154H122ZM137 152H138V151H137ZM137 152H136V153H137ZM139 152H140V150H139ZM139 152H138V153H139ZM148 152H149V151H148ZM155 152H156V151H155ZM155 152H154V153H155ZM164 152H165V151H164ZM167 152H169V151L167 150ZM188 152H189V151H188ZM222 152H223V151H222ZM229 152H230V151H229ZM239 152H238V153H239ZM244 152H245V150H244ZM246 152H248V151H246ZM246 152H245V153H246ZM260 152H261V151H259V153H256L257 156H258L259 154H261ZM38 153H39V152H38ZM41 153H40V154H41ZM49 153H50V152H49ZM59 153H58V154H59ZM61 153H60V154H61ZM66 153H67V152H66ZM66 153H65V154H66ZM103 153H105V151H104ZM109 153H110V151H109ZM109 153H108V154H109ZM111 153H112V152H111ZM126 153H127V152H126ZM174 153L176 154V152H174ZM174 153H173V154H174ZM185 153H186V152H185ZM185 153H184V154H185ZM224 153H225V152H224ZM226 153H227V152H226ZM226 153H225V155H226ZM230 153H231V152H230ZM238 153L236 152L235 154L237 155ZM245 153H243V152L241 153V154H244L243 157L245 156ZM23 154H24V153H23ZM25 154H26V153H25ZM27 154H28V153H27ZM36 154H37V153H36ZM63 154H64V153H63ZM68 154H69V153H68ZM123 154H125V153H123ZM144 154H145V153H144ZM147 154H148V153H147ZM150 154H152V153H150ZM150 154H149V155H150ZM164 154H165V153H164ZM171 154H172V153H171ZM184 154H183V155H184ZM231 154H232V153H231ZM231 154H228V155H231ZM249 154H250V153H249ZM262 154H263V157H262V158L260 157L261 160L264 158V150H263ZM30 155H31V154H30ZM41 155H42V154H41ZM47 155H48V154H47ZM106 155H107V154H106ZM109 155H111V154H109ZM116 155H117V154H116ZM119 155H120V154H119ZM127 155H128V154H127ZM134 155H137V154H134ZM134 155H132V156H134ZM141 155H142V154H141ZM145 155H146V154H145ZM152 155H153V154H152ZM157 155H158V154H157ZM159 155H160V153H159ZM159 155L156 156V157H159ZM168 155H169V153H168ZM180 155H181V154H180ZM185 155H186V154H185ZM185 155H184V156H185ZM187 155H188V154H187ZM236 155H235V156H236ZM239 155H240V153H239ZM54 156H55V155H54ZM56 156H58V155H56ZM142 156H143V155H142ZM161 156H162V155H161ZM174 156H175V155H174ZM178 156H179V155H178ZM184 156H183V157H184ZM241 156H242V155H241ZM247 156H248V154H247ZM251 156H252V154H251ZM28 157H29V155H28ZM32 157H33V156H32ZM35 157H38V155L35 156ZM40 157H41V156H40ZM47 157H49V156H47ZM61 157H62V156H61ZM71 157H72V156H71ZM104 157H105V156H103V158H104ZM137 157H138V156H137ZM143 157H144V156H143ZM146 157H147V155H146ZM150 157H152V156H150ZM167 157H168V156H167ZM167 157H166V158L164 157V158L167 160ZM180 157H182V155H181ZM186 157H187V156H186ZM226 157H227V156H226ZM245 157H246V156H245ZM258 157H259V156H258ZM258 157H257V158H258ZM42 158H43V155H42V157L40 158V162H41ZM76 158H77V157H76ZM107 158H109V157H107ZM111 158H112V157H111ZM113 158H114V157H113ZM120 158H121V157H120ZM120 158H118V156H117V159H120ZM133 158H134V157H133ZM147 158H148V157H147ZM162 158H163V156H162ZM164 158H163V159H164ZM168 158L170 159V157H168ZM174 158H175V157H174ZM176 158H177V157H176ZM176 158H175V159H176ZM230 158H231V156H230ZM232 158H233V155H232ZM237 158H238V157H237ZM239 158H240V157H239ZM246 158H247V157H246ZM45 159H46V158H45ZM59 159H60V158H59ZM62 159H63V160H64V159L66 160V158H62ZM67 159H68V157H67ZM72 159H74V158H72ZM104 159H105V158H104ZM121 159H122V158H121ZM143 159H145V158H143ZM153 159H154V158H153ZM158 159H159V158H158ZM160 159H161V157H160ZM171 159H172V156H171ZM177 159H179V158H177ZM180 159H181V158H180ZM182 159H183V158H182ZM250 159H251V158H250ZM258 159H259V158H258ZM260 159H259V160H260ZM32 160H33V159H32ZM47 160H48V159H47ZM49 160H50V161H49L50 164H52V163H51V157H50ZM54 160H55L54 162H55L56 164L61 163V162L57 163V162L59 161L58 159H57L58 161H56V159H54ZM110 160L112 161V159H110ZM110 160H109V162H110ZM115 160H116V158H115ZM146 160H147V159H146ZM150 160H151V159H150ZM156 160H157V159H156ZM161 160H162V159H161ZM166 160H164V161H166ZM172 160H173V159H172ZM230 160H231V159H230ZM232 160H234V159H232ZM236 160H237V159H235V161H236ZM247 160H248V159H247ZM34 161H36V160L34 159ZM38 161H39V159H38ZM38 161H37V162H38ZM43 161H44V160H43ZM52 161H53V160H52ZM66 161H67V160H66ZM105 161H106V160H105ZM105 161L103 162L104 164H105ZM127 161H128V160H127ZM154 161H155V160H154ZM154 161H153V162H154ZM164 161L161 162V163H165ZM170 161H171V160H170ZM170 161H168V163H169ZM173 161H174V160H173ZM177 161H180V160H176V162H177ZM181 161H182V160H181ZM239 161H240V160H239ZM242 161H243V160H242ZM37 162H35V163H37ZM47 162H48V161H47ZM67 162H68V161H67ZM119 162H120V161H119ZM121 162H122V161H121ZM121 162H120V163H121ZM125 162H126V161H125ZM128 162H129V161H128ZM151 162H152V161H151ZM153 162H152V163H153ZM166 162H167V161H166ZM176 162H175V163H176ZM260 162H261V161H260ZM31 163H32V162H31ZM35 163H34L33 165H35V167H36L37 164H35ZM38 163H39V162H38ZM42 163L44 164V162H42ZM45 163H46V162H45ZM55 163H54V164H55ZM63 163H65V162H63ZM68 163H69V162H68ZM106 163H107V161H106ZM113 163H114V162H113ZM143 163L145 164V162H143ZM158 163H160V162H158ZM171 163H172V162H171ZM175 163H174V165H175ZM244 163H246V160H245ZM258 163H259V162H258ZM263 163H264V162H263ZM46 164H47V163H46ZM48 164H49V163H48ZM104 164H103V165H104ZM107 164H111V163H107ZM115 164H116V163H115ZM150 164H151V163H150ZM153 164H154V163H153ZM60 165H62V164H60ZM69 165H70V164H69ZM69 165H68V166H69ZM101 165H102V164H101ZM146 165H147V164H146ZM146 165H144V166H146ZM148 165H149V161H148ZM148 165H147V166H148ZM151 165H152V164H151ZM157 165H158V164H157ZM159 165H160V164H159ZM159 165H158V166H159ZM262 165H263V164H262ZM262 165L260 164V166H262ZM41 166H42V165H41ZM108 166H109V165H108ZM140 166H141V165H140ZM144 166H143V167H144ZM152 166H153V165H152ZM154 166H155V165H154ZM164 166H166V165L164 164ZM31 167L33 168V166H31ZM37 167H38V168L40 167V163H39V166H37ZM44 167H45V165H44ZM44 167H43V168H44ZM48 167H50V166H48ZM103 167H104V166H103ZM124 167H125V166H124ZM127 167H128V166H127ZM159 167H160V170H161V165H160ZM166 167H167V166H166ZM51 168H52V167H51ZM63 168H64V167H63ZM65 168H66V167H65ZM65 168H64V169H65ZM70 168H71V170H73V169H72L73 167H70ZM147 168H148V167H147ZM167 168H168V167H167ZM169 168H170V167H169ZM172 168H173V167H172ZM172 168H171V169H172ZM40 169H41V167H40ZM44 169H45V168H44ZM44 169H42V170H44ZM49 169H50V168H49ZM49 169L47 168V170L45 169V171H48ZM53 169H54V166H53ZM64 169H63V170H64ZM67 169H68V168H67ZM149 169H150V168H149ZM155 169H156V168H155ZM164 169H165V168H164ZM50 170H52V169H50ZM55 170H57L56 167H55ZM71 170H70V171H71ZM130 170H131V169H130ZM160 170H159V172H160ZM169 170H170V169H169ZM192 170H193V169H192ZM192 170H191V171H192ZM45 171H44V172H45ZM109 171H110V170H109ZM157 171H158V170L155 171V174L157 173ZM161 171H162V170H161ZM165 171H166V169H165ZM198 171H199V170H198ZM42 172H43V171H42ZM44 172H43V173H44ZM66 172H69V170L66 171ZM130 172H132V170H131ZM148 172H149V171H148ZM148 172H147V173H148ZM153 172H154V171H153ZM153 172H152V173H153ZM167 172H168V170H167ZM45 173H46V172H45ZM108 173H109V172H108ZM150 173H151V172H150ZM160 173H161V172H160ZM163 173H164V172H163ZM197 174H199V173H197ZM150 175H151V174H150ZM110 189H112V188H110ZM111 191H112V190H111ZM131 196H132V195H131ZM126 198H127V197H126ZM130 198H131V197H130ZM134 198H135V197H134ZM128 199H129V198H128ZM123 200H125V199L123 198ZM126 200H127V199H126ZM134 200H135V199H134ZM126 204H127V203H126ZM128 204H129V203H128ZM137 205H138V204H136V206H137ZM130 206H131V205H130ZM128 207H129V206H128ZM131 207H132V206H131ZM134 207H135V206H134ZM3 208H4V207H3ZM3 208H1V209H3ZM7 209H8V208H7ZM209 209H210V208H209ZM211 209H213V208H211ZM215 209H216V208H215ZM9 210H10V209H8V211H9ZM3 211L6 212L5 208L3 209ZM203 211H205V209H204ZM207 211H208V209H207ZM218 211H219V210H218ZM220 211H221V210H220ZM199 212H201V211H199ZM199 212H198V213H199ZM205 212H206V211H205ZM209 212H211V211L209 210ZM206 213H208V212H206ZM0 214H1V212H0ZM2 214H3V213H2ZM4 214H7V213H4ZM193 214H197V213L194 212ZM199 214H200V213H199ZM201 214H204V212L201 213ZM191 215H192V212H191ZM2 216H5V215H1V217H2ZM186 216H187V215H186ZM188 216H190V215H188ZM188 216H187V217H188ZM187 217H186V218H187ZM190 217H191V216H190ZM190 217H188L187 219L189 220ZM191 219H192V218H191ZM185 220H186V219H185ZM191 222H192V220H191ZM219 222H220V221H219ZM188 223H189V221H188ZM211 223H212V222H211ZM221 223H222V222H221ZM221 223H219V225H220ZM223 223L225 224V222H223ZM223 223H222V224H223ZM207 224H208V226H209V225L211 226L210 222L207 223ZM222 224H221V225H222ZM1 226H3V225H1ZM1 226H0V227H1ZM208 226H207V227H208ZM20 227H21V226H20ZM1 228H2V227H1ZM5 228H6V227H5ZM6 229H8V228H6ZM11 229H12V228H11ZM16 229H17V228H16ZM246 229L248 230V228H246ZM0 230H1V229H0ZM249 230H250V229H249ZM245 231H246V230H245ZM245 231H244V232H245ZM250 231H251V230H250ZM244 232H243V233H244ZM1 233H2V232H1ZM247 233H248V232H247ZM247 233H246V236H247ZM249 233H250V232H249ZM255 233H256V232H255ZM250 234H252V232H251ZM248 236H249V235H248ZM202 242H203V241H202ZM205 242H206V241H205ZM200 243H201V242H200ZM203 243H204V242H203ZM23 247H24V246H23ZM27 248H28V247H27ZM25 249H26V248H25ZM25 249H24V251H25ZM19 250L21 251V249H19ZM26 250H27V249H26ZM28 250H29V248H28ZM165 251H166V250H165ZM3 255H4V254H3ZM3 255H1V256H3ZM66 259H67V258H66ZM64 261H65V260H64ZM235 262H236V261H235ZM235 262H234V263H235ZM234 263H233V264H234ZM239 264H240V263H239Z\"/></svg>","mask_w":264,"mask_h":264}]
</instances>
